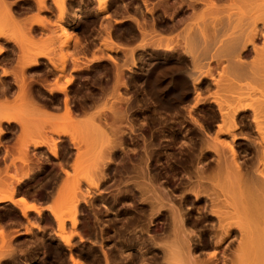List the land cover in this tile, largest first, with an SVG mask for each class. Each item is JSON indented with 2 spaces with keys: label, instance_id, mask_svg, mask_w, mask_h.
Returning <instances> with one entry per match:
<instances>
[{
  "label": "bare ground",
  "instance_id": "obj_1",
  "mask_svg": "<svg viewBox=\"0 0 264 264\" xmlns=\"http://www.w3.org/2000/svg\"><path fill=\"white\" fill-rule=\"evenodd\" d=\"M7 1H9V0H0V39H2L3 41V43H0V44H3L4 45V43H6V42H12L13 44H14V46L15 47H13V44H12V49L13 48H16V47H18V49H17V52H18V50H19V48L21 47V45H22V49H20L19 50V52H20V54H18L17 52V55L18 56H16L15 54V57H14V61H15V64H14V62H12L13 64H11L10 62V64H11V66L12 65H14L13 67H15V69H17L15 72H17L18 70H20V73H22V72H24V71H26L27 73H28V71L27 70H24V71H22L23 70V67H25V66H29V69H31L32 67H35V66H38L39 67V64H41V62L42 63H44V61H45V63H44V65L42 66V67H44V66H46V62L47 63H49L50 65L49 66H51L50 68H56L57 70H59V72L57 71V75L59 76H56L55 74V76L54 75H52V74H50L49 72H51V70L50 71H47V72H45V75L46 74H50L51 76L50 77H52L51 79H52V83L51 82H49L48 84H54V86H55V83L56 82H58V81H61L62 83H63V81H65V84L63 83V85L60 83V82H58V83H56V86H55V88L53 87V86H51V88H49V86H48V88H49V90H59L60 92L62 91V93H64V97H63V101H62V103H64V106H63V108H61L60 110H62L63 109V111L65 110V112H63V111H60V113H59V109L58 108H56L55 109V112L54 113H56L55 114V116L53 115V112L51 113V107H52V105L54 104V102H53V104H51V106H50V113L49 112H47V110H45V109H47V108H45L46 106H45V104L43 105L42 103H40V102H36V101H40V100H42V99H40V98H42V97H46V95L44 96V94H43V96L42 97H39L40 95H42L41 93H40V91L38 92V94H37V96L39 97H37V96H34V94H32V92H34V91H36V90H34L35 88H37V85L38 84H40L41 85V81H39V83L37 82V79H36V82L38 83V84H36V87L34 88V86H35V84H34V86H31L32 88H34L33 90H32V88L31 89H29L30 87V84L32 83V82H30V81H28V80H30L31 78L29 77H27V75H23V73L21 74V75H23V76H21L20 74H19V76L18 75H16L17 73H15L14 71H12L11 70V67H9V68H6L5 67V70H3L1 73H0V75L1 74H6V73H9L10 72V70H11V72L13 73V76H12V78H14L13 79V81H14V83L13 84H15V86L13 87L12 85V83L10 84L11 86H12V93L14 92V95H12V96H10V94L11 93H9V98L10 97H12V98H10V99H8L7 100V102H4V100L2 99V100H0L1 101V105H0V120H2V121H5V122H11L12 121V125L14 124L13 122H15L17 125L19 124V127H20V132L17 134V136H18V138L21 136V138H17L16 136V138L20 141V139L21 140H23V139H25V140H27L28 142L30 141V139H31V144H33V145H31L30 144V142L28 143L27 141H21V142H19V141H17L16 139H14V138H12L13 140H15V142H14V145L13 144H11V146H16V147H14L13 149H15L16 150V159H18L19 160V158H21V159H25V162L28 160L29 162H30V160H29V158H31V160L34 158V157H36V158H34L36 161H39V158L37 159V157H38V154L37 155H34L33 157H32V155H30V154H35V151L34 150H31V148L32 149H36V148H38V147H40L41 146V144H42V141H44V139L43 138H46V135L47 134H44L45 135V137L43 136V138H41V139H43V140H37L36 138V135H38L39 134V132H41L42 131V129H47V126L48 125H50V124H52V123H55V122H53L54 120L56 121L58 118V120H61V118L63 119V118H70V117H72V116H74V117H76L75 119H77V116H75L76 114H78V113H76L75 114V112L76 111H78V112H82V115L83 116H85L87 113H91V111H90V109H91V104H88V105H90L89 107V112H85L84 111V107L82 106V107H80L81 105H80V103H78L79 101H78V99H77V103L80 105V106H78V104L77 103H75V104H77L76 105V107H80L79 108V110L78 109H76L75 110V112H74V107H72V109H69V106H68V104H70L69 102L70 101H68V103L66 102V100H70V99H67L68 98V95H66L67 93L66 92H63L64 90H65V88L63 87V86H65L66 85V83H68L69 81H71V80H67V79H71L72 78V76L70 75V73H71V68H73V69H79V71H80V67H75L74 68V66L72 65V64H74L75 63V60H73V61H71L72 59H70L69 57H73V55L76 53V52H78L76 49H80V47H82V42L79 44V46H78V44L76 45V41L75 40H77L78 42H79V39H76V38H78V37H76V36H71L72 34L74 35L75 33H73V32H71V34H69L70 32H68V31H71V29L70 30H68V28H70V26L75 22H73L72 23V21L74 20H72V21H67L66 20V18H64V16L66 15L67 17L69 16V15H67V14H63L64 16H62V13L65 11L64 10V5L66 6V4H68V5H70V7L71 6H73V4H75V3H78V2H82L81 0H52L53 1V4H54V6L55 7H57V10H59L58 12H59V14H57V15H59V18H57V20H58V22H56V25H57V27L55 26V27H50V25L52 24V23H54L53 21H52V23H50L51 21L48 19V17H47V14H46V16H44V14L43 13H46V11H49V10H47L45 7H44V5H47L46 3L48 2V0H47V2L45 1V4H43L44 3V1L43 0H18V2H22L20 5H22V6H24V8L27 10H29V9H32V8H34L36 11H39V13L41 12L40 10H46V11H43V13L41 14V17H42V15H43V17H42V20L44 19V17H46L43 21L41 20V19H38V18H41V17H39L38 15H36L35 13V15L38 17H36L35 15H33V16H35V18L33 19V16H31L30 17V15H28L27 14V18H25L26 16L24 15H22V11H20V13H19V11H16L17 10V8L16 9H14L13 7V5H16L18 2H16V1H13L14 3L16 2V4H10L9 5V2L10 3H12V0H10L9 2H7ZM89 1V0H88ZM92 1V0H91ZM96 1V0H95ZM95 1H93L92 3L94 4V5H96L97 4V1H98V5L96 6L98 9L96 10V11H99V13L100 12H103V11H105L107 8H106V6L109 8L110 6L108 5V3L107 2H109V3H111L109 0H97L96 2ZM99 1H101V2H99ZM113 2H114V0H112ZM117 1V0H116ZM115 1V2H116ZM119 1L120 0H118V2H116V3H118L119 4ZM122 1V0H121ZM137 1V0H136ZM141 1H143L144 3H147V1H150V0H147L146 2H145V0H141ZM153 1V0H152ZM200 2H202V4L200 5V8H199V10H197V11H200L201 10V6H202V10H201V13H200V16H199V14L198 15H196L195 14V16H197V17H195V19H196V21H197V24H195V25H192V21H193V19H191L192 21H189V20H187L190 16H191V14H192V11L193 10H191L190 8V10H191V12H190V14L189 15H187L188 14V12H187V16H186V18L187 19H184V20H181V21H176L177 23H179V22H182V21H185V20H187V21H189V22H184V23H190V22H192V23H190V24H184L185 26H186V28H184V34L183 33H181V34H183L182 35V39H184L183 40V42H184V55H185V60H184V58H183V60L184 61H186L185 63H187V65H185L186 66V68L183 70V72H181V74L183 75L184 74V80H183V76L181 77V80H183L184 81V87L182 88V95L183 96H186L187 94H189L190 95V92L193 94L192 95V97H189L188 96V102L189 103H185L186 104V107H185V105L182 107V109L185 107V109L188 111V113L186 114L187 116H190L191 115V112L193 111V110H197V108L202 104H204V102L206 101V96H207V98L209 99L208 100V104L209 105H214L215 106V110H214V108H211V109H209V108H207L206 109V113L208 114V117H207V123H204V127H202L201 126V124L199 123H196L195 122V120L193 121V117H192V119H191V116H190V119H191V123L192 122H195V125L197 126V128H199L198 130H200L201 131V133H200V131H199V133L200 134H197V138H195V136H194V138H195V143L194 142H192V143H194V144H192L193 145V147L192 146H190V147H192V150H191V153L189 154L188 153V156H185V157H189L188 159L186 158V160L184 159V161H186L185 163H190L189 165H191L192 163H194L193 165L195 166V167H193L192 165V167H189V165H187V167H189L190 169H192V170H190L189 168H186V170L183 168L184 166V163H182L181 165V170L182 169H184V171L186 172V171H188L187 169H189V171H191L190 173L189 172H187L185 175H184V173H183V175L184 176H187L188 175V177H187V179L185 180H183V178H184V176L182 177V175H180L181 176V180H179L180 179V176L178 175L177 177H179V179H178V181L180 182V183H178L179 185H181V187H182V189L181 190H183V189H185L184 191H182V193L180 192V190L178 189L180 186H178V190H179V194H177V195H179L178 196V198L179 199H177L176 197V199L175 200H179L178 201V203L175 201L174 202V197H170L169 195H171V194H169L168 195V192H167V186H165V188H164V190L162 189L164 186V184H165V182L166 181H164L163 182V180L162 179H158L159 178V175H157L156 173V175L154 174V177L155 176H158V178L156 177L155 178V182H154V180L153 179H151L149 182L146 180V177L148 176L149 177V175H148V170H149V167H146L147 165H148V162H147V164H145V161H147V159H150V158H145L146 160H144V156L145 157H147L146 156V154H147V151L146 150H148V149H150L149 147H147L145 144H143L144 145V147H143V145L141 144V146L139 147V148H141L142 149V151H144V149H145V151L144 152H146V153H144V152H142V153H144V156H140L141 154V152L140 153H138V157L137 158H135V156H134V158L135 159H137L136 161H138L137 162V165H138V163H139V167H137L136 166V168H138V172H137V169L134 167V165H136V164H132L131 163V165H127L126 163L128 162L129 163V159H131V158H129V159H127V162L125 163V165L123 166V164H122V168H124V170L126 169L127 170V172H129V171H131V170H134L135 171V169H136V173L138 174V176L136 175V173H135V177H138L137 179L135 178V180H138L139 179V181H137L136 183L138 184V186H137V184L136 183H134L136 186H135V188L139 191H137V190H135V191H137L136 193H139V197L141 198V197H143L144 195V193L146 194V193H148L149 192V194H150V198L148 197V195L145 197H143L142 199H144V198H147L148 197V200L150 201H148L147 199L145 200L146 202H147V206H149L150 208V210L148 209V213H150L151 214V212H152V214L154 215V218L157 220V221H159V220H161L162 218H161V216H163V220H162V222H163V224H165L164 226H166V231H167V229H168V231H167V233H165L166 235V239H165V237H163V236H161L160 234V236H156V237H161L160 238V240L162 241V243L161 244H163V245H165L166 243V240L170 237V241H168L167 240V242H168V246H164V249L165 248H167L166 250H165V252H163L162 254L164 255V257H162L161 255H159L158 254V252H157V254L159 255V256H161L162 257V260H163V258L167 261V263L168 264H188V262L186 263V261H187V259H190V258H192L193 257V261H194V256H193V252H192V250L193 249H191L192 247H190V241H191V239L194 237L193 235V237L190 239L189 237H190V234L191 233H189V234H187V225H186V221H187V218H189V211H187L186 209H184V203H186L188 200L190 201L189 203H190V205H192L194 208H196V210H197V214H201V217H203L202 219H205V220H207V221H209V225L212 227V229H211V233H210V235H209V239H211V240H209L210 242H211V244L209 243V245H211V248H212V250H211V252H210V255H208L209 257V262L211 263V261H212V259H213V257H217V255H222L223 253H224V248H223V244L227 241V240H229L231 237H234L235 238V240H236V248H235V251H234V253L233 254H235L234 256V260H236V258H237V260H238V264H264V0H199ZM8 4H7V3ZM25 2H27L28 3V5H27V3H25ZM86 2V1H85ZM84 2V3H85ZM112 2V3H113ZM115 2H114V4H115ZM123 2H124V0H123ZM157 2V1H156ZM165 2V1H164ZM193 1H191V2H187V5H188V7H189V4L191 5V3H192ZM200 2H196L195 1V4L196 3H200ZM6 3V4H5ZM66 3V4H65ZM83 2L82 3H80V4H84ZM90 3V2H89ZM88 3V4H89ZM96 3V4H95ZM137 3H139V2H137ZM159 3V2H158ZM19 4V3H18ZM17 4V5H18ZM26 5V7H25V5ZM79 4V5H80ZM86 4V3H85ZM91 4V3H90ZM113 4V5H114ZM171 4V3H170ZM194 4V5H195ZM87 5V4H86ZM115 5H117V4H115ZM141 5V4H140ZM198 5V4H197ZM198 5V6H199ZM75 6H77V5H75ZM74 6V10L75 11H77L79 8H76ZM82 6V5H81ZM81 6H79V7H81ZM139 6V5H138ZM148 6V4H144V8L147 10V11H149L146 7ZM193 6V5H192ZM48 7H49V5H48ZM69 6H67V8H68ZM78 7V6H77ZM85 7V6H84ZM87 7V6H86ZM89 7H92L91 5L89 6ZM89 7H87V9L89 8ZM117 7H118V5H117ZM168 7V6H167ZM23 8V7H22ZM21 8V10H23L24 11V9H22ZM49 8H51L52 9V6L51 7H49ZM54 8V7H53ZM66 7H65V9H67ZM94 8V7H93ZM139 8H141L140 6H139ZM138 8V9H139ZM194 8L196 9V6H194ZM18 9H20V7L18 8ZM87 9H86V11H87ZM91 8H89V10H90ZM119 9V8H118ZM175 9V8H174ZM173 9V10H174ZM178 9V8H177ZM27 10V11H28ZM69 10V11H68ZM68 12H69V14H70V10H71V8L69 9L68 8ZM72 10H73V8H72ZM80 10H81V8H80ZM83 10V9H82ZM84 10H85V8H84ZM110 11H111V9H109ZM120 10V9H119ZM140 10V9H139ZM138 10V11H139ZM142 10H143V8H142ZM145 10V11H146ZM150 10H152V9H150ZM164 10V9H163ZM30 11V13H32L31 12V10H29ZM52 11V10H51ZM75 11H73L72 13H74ZM79 11V10H78ZM92 11V10H91ZM94 9H93V12H92V15H93V13H94ZM112 11H116L117 13L119 12L118 10H116V9H114V7H113V9H112ZM112 11L110 12V14L108 13V11L106 12V14H104V12H103V14L104 15H111L112 14ZM141 11V10H140ZM189 11V10H188ZM22 12V13H21ZM26 12V11H25ZM24 12V13H25ZM52 12H54V11H52ZM57 12V11H56ZM124 12H126V8L124 7V11H123V13ZM136 12V11H135ZM142 12V11H141ZM194 12H196V11H194ZM193 12V13H194ZM16 13H18L20 16H21V18H20V20H19V17H18V14H17V16H16ZM66 13V12H65ZM84 13V12H83ZM91 13V12H90ZM96 13V12H95ZM98 13V14H99ZM139 13V12H138ZM149 13V12H148ZM170 13V12H169ZM26 14V13H25ZM33 14V13H32ZM31 14V15H32ZM48 16L50 17V13L48 12ZM85 14V13H84ZM87 14V16H88V12L86 13ZM85 14V15H86ZM114 14H116L115 12H114ZM119 14H121V12L119 13ZM119 14H117L118 16H120L121 18L123 17L124 18V16H122V15H119ZM129 14V11L127 12V16H129L128 15ZM135 14V13H134ZM141 14V13H140ZM150 14V13H149ZM155 14V13H154ZM95 15V14H94ZM102 15V14H101ZM101 15H99V16H101ZM124 15V14H123ZM151 15V14H150ZM72 16H73V14H72ZM71 16V17H72ZM90 16V15H89ZM99 16H97V17H99ZM103 16V15H102ZM100 17L101 19H99V21L100 20H102L103 19V17ZM112 16V15H111ZM116 16V15H115ZM117 16V17H118ZM136 16V15H135ZM146 16V15H145ZM16 17H17V19H16ZM83 17H84V15H83ZM86 17V16H85ZM90 17H92V16H90ZM105 17V16H104ZM113 17V16H112ZM111 17V18H112ZM129 17H131V15L129 16ZM132 17H134V15H132ZM166 17V16H165ZM192 17V16H191ZM31 18V19H30ZM62 18H64V19H62ZM69 19H70V17H68ZM75 18H78V20H80L79 19V17H75ZM81 18V17H80ZM107 18V17H106ZM135 18V17H134ZM134 18H133V20H134ZM143 18V17H142ZM145 18H147V16L145 17ZM182 18V17H181ZM180 18V19H181ZM198 18V19H197ZM23 19H25L26 20V22L23 20ZM30 19V21H32V22H30V21H28ZM54 19H56V18H53V20ZM84 19H87V18H84ZM94 19H96V18H94ZM136 19H137V17H136ZM50 22H49V21ZM56 20V21H57ZM88 20V19H87ZM90 20V19H89ZM116 20V19H115ZM118 20V19H117ZM146 19H144V21H145ZM148 20V19H147ZM179 20V19H178ZM23 21V22H22ZM44 21H45V23H46V25H45V23H44ZM81 21H84V20H81ZM80 21V22H81ZM93 21V20H92ZM97 19L95 20V22L94 23H96L97 24ZM120 21V20H119ZM136 21V20H135ZM161 21V20H160ZM195 21V20H194ZM28 22V23H27ZM79 22V23H80ZM93 22H91V21H87L86 23H87V25H88V23H93ZM103 22V21H102ZM102 22H100L99 24H101ZM139 22V21H138ZM137 22V24H139ZM23 23H26V24H23ZM31 23H34V24H31ZM47 23H49L48 25H47ZM75 23H77V22H75ZM93 23V24H94ZM104 23V22H103ZM145 23V22H144ZM143 23V25L142 24H139V25H141V26H144L145 27V24L147 25L148 23L146 22L145 24ZM172 24H173V22H171ZM195 23V22H194ZM92 24V25H93ZM98 24V25H99ZM136 24V25H137ZM76 25V24H75ZM91 25V24H90ZM106 25V24H105ZM108 25V24H107ZM107 25H106V28H108L107 27ZM151 25H153V24H151ZM167 25H170L171 26V24H167ZM181 25V24H180ZM179 25V26H180ZM93 26H95V25H93ZM93 26H91V27H93ZM97 26V25H96ZM100 26H102V25H100ZM100 26H99V29H100V32L101 31H103L104 30V27H103V30H101L102 28H100ZM138 26V25H137ZM136 26V27H137ZM175 26V25H174ZM174 26H172V27H174ZM178 25H177V27L178 28H180ZM195 26V27H194ZM3 27V28H2ZM4 27H7V29L8 30H11V32L9 33L8 32V30H3V29H5ZM73 27V26H72ZM88 27V26H87ZM90 27V28H91ZM146 27H148V26H146ZM145 27V28H146ZM154 27V26H153ZM175 28L174 27V29H178V28ZM89 28V29H90ZM98 28V27H97ZM106 28H105V30H104V32L106 31ZM134 28V27H133ZM138 28V31H139V29H140V27H137ZM136 28V29H137ZM145 28H143V27H141V30L142 29H145ZM160 28V27H159ZM164 28H165V26H164ZM82 29V28H81ZM88 29V28H87ZM147 29H149L150 30V26H149V28H147ZM151 29L153 30L154 28H152V26H151ZM166 29V28H165ZM164 29V30H165ZM173 29V28H172ZM171 29V30H172ZM20 30H22V31H20ZM37 30V32L35 33V31ZM108 30V29H107ZM139 31L140 33L142 32V34L140 35V34H138L139 35V37L141 38L140 40H142V39H144L143 37H145L146 36V32L148 31L149 33H150V31L152 32V33H154V30L152 31V30H144V31H146V32H144L143 30L142 31ZM179 30V29H178ZM19 31V32H18ZM84 31V30H83ZM82 30H81V32H83ZM135 31V33H136V31L137 30H134ZM170 31V30H169ZM172 31H174V30H172ZM172 31H170V32H172ZM76 32V31H75ZM85 32V31H84ZM127 32V31H126ZM138 32V33H139ZM148 32H147V34H148ZM176 32V31H175ZM15 33V34H14ZM18 33H20L19 35H17L16 36V34H18ZM130 33V32H129ZM131 33H132V31H131ZM134 33V32H133ZM144 33H145V36H144ZM165 33V32H164ZM35 34V35H34ZM107 35H108V33H106ZM121 34V33H120ZM157 34V33H156ZM180 34V33H179ZM15 35V36H14ZM137 34H136V36L135 37H137L138 36ZM36 36V37H35ZM124 36V35H123ZM126 36V35H125ZM130 36V35H129ZM142 36V37H141ZM166 36H168V35H166ZM171 36V35H170ZM173 36V35H172ZM19 37V38H18ZM33 37H35L34 39H33ZM38 37V38H37ZM58 37H61V38H63V39H59ZM75 38V40L73 39V44H75L76 46H78V47H75V46H73V44H72V46H73V49H72V52L74 53V51H75V53L74 54H72L71 56H69V53H67V52H69V49H68V47H67V45L69 44V40L71 39V38ZM86 37V36H85ZM100 37V36H99ZM104 37H105V35H104ZM106 37H108V39H110V37H109V35L108 36H106ZM135 37H130V38H132V39H134ZM139 37H137V39L139 38ZM151 37V36H150ZM156 37V36H155ZM169 37V36H168ZM37 38V39H36ZM58 38V39H57ZM147 38H149V37H147ZM153 38V37H152ZM175 38V37H174ZM136 39V38H135ZM168 39V38H167ZM57 40H59V42L57 41ZM72 40V39H71ZM86 40V39H85ZM139 40V39H138ZM140 40H139V42H140ZM171 40V39H170ZM174 40V39H173ZM56 41H57V43H58V45H57V47H59V48H62V49H59L60 50V52H59V50L58 51H56L55 49H57V47L56 48H54V49H52V47L54 46L53 44H55L56 45ZM60 41H61V43H60ZM69 41V42H68ZM100 41V40H99ZM104 41V40H103ZM146 41V40H145ZM144 41V43L146 44V42ZM150 41V40H149ZM153 41V39L151 40V42ZM176 41V40H175ZM15 42V43H14ZM67 42H68V44H67ZM142 42V41H141ZM140 42V43H141ZM169 42V41H168ZM174 42V41H173ZM178 42V41H177ZM27 44V45H34L35 46V49H32V50H35V52L33 51H31V49H30V51L28 50V47L27 46H25V47H23L24 46V44ZM101 43V42H100ZM153 43V42H152ZM7 44V43H6ZM11 44V43H10ZM10 44H9V46L8 45H2L3 47H11L10 46ZM18 44V45H17ZM35 44H42L43 46L44 45H46V47L50 50V49H52L53 50V52L55 51V52H57L56 53V55H58V53L59 54H62V50H63V47H64V50L66 51V53L68 54H66L65 53V51L63 52L64 54H66L67 56H69L68 58L66 57V56H64V54H62V56L61 55H59V56H54V55H52V56H50L51 54H55V53H53L52 52V50H50V51H47L48 49L46 48V47H43L42 45V47H40V48H38V46L37 45H35ZM60 44V45H59ZM67 44V45H66ZM85 44H87V43H85ZM84 44V45H85ZM102 44H104V43H102ZM149 44H151L150 42H149ZM172 44V43H171ZM174 44H175V42H174ZM17 45V46H16ZM49 45H52V47L51 46H49ZM63 47H62V46ZM81 45V46H80ZM1 46V47H2ZM67 47V49H68V51H67V49H66V47ZM86 46V45H85ZM104 46V45H103ZM106 46V45H105ZM141 46V45H140ZM151 46V45H150ZM166 46H167V44H166ZM174 46H176V45H174ZM0 47V50H2V48ZM75 47V48H74ZM88 47H89V43H88ZM87 47V48H88ZM107 47V46H106ZM139 47V46H138ZM144 47V46H143ZM142 47V48H143ZM156 47V46H155ZM160 47H162V45L160 46ZM37 48V49H36ZM42 48H44V49H47V50H43ZM70 48H72V47H70ZM83 48V47H82ZM90 48H92V46H90L89 47V49ZM117 48V47H116ZM152 48V47H151ZM167 48V47H166ZM172 48V47H171ZM4 49V48H3ZM8 49V48H7ZM10 50H11V48H9ZM16 49H14L15 51H16ZM86 49V48H85ZM98 49H100V48H98ZM137 49V48H136ZM6 50V49H5ZM10 50H6L7 52L8 51H10ZM23 50V51H22ZM81 50V49H80ZM79 50V51H80ZM87 51H88V49H86ZM86 50H81L82 52H80V53H83V52H85ZM90 50H92V49H90ZM89 50V51H90ZM108 50V49H107ZM129 50V49H128ZM128 50H122V52L124 53V52H127ZM26 51V52H25ZM43 51V52H42ZM47 51V52H46ZM86 51V52H87ZM97 51H99V50H97ZM2 52V51H1ZM3 52H4V50H3ZM11 52V51H10ZM13 52V51H12ZM45 52V53H44ZM70 52H71V49H70ZM95 52V51H94ZM101 52V51H100ZM121 52V51H120ZM128 52H131V53H129V54H132L133 53V50H129ZM171 52V51H170ZM6 53V52H5ZM90 52H88V54H89ZM98 53V52H97ZM180 53V52H179ZM31 54V55H30ZM71 54V53H70ZM86 54V53H85ZM91 56L90 57H87V59L88 58H90V61L91 60H93L94 61V59L95 60H98V57L99 58H104V57H100V56H98L97 58H95L97 55H95L96 53H93L92 51H91ZM89 54V55H90ZM99 54V53H98ZM7 55V57H8V54L6 53L5 54V56ZM19 55H20V57H19ZM22 55V56H21ZM76 55V54H75ZM92 55H94V56H92ZM99 55H101V54H99ZM180 55V54H179ZM4 56V55H3ZM4 56V57H5ZM39 56H41L39 59L37 58V57H39ZM44 56V57H43ZM86 56V55H85ZM84 56V57H85ZM102 56V55H101ZM128 56V55H127ZM130 56V55H129ZM138 56V55H137ZM177 56V55H176ZM3 57V58H4ZM10 57H12V55L10 56ZM19 57V58H18ZM54 57H56L55 59H53ZM64 57H66L67 58V61L70 59V62H68V63H70V70H67V71H70V72H67L68 73V75H70L71 77H69V78H66L67 77V75L66 74H64L63 72L65 71V68H68L67 67V65H69L68 63H67V61L65 62L63 59H64ZM109 57V56H108ZM180 57V56H179ZM1 58V57H0ZM6 58V57H5ZM61 58V59H60ZM66 58H65V60H66ZM74 58V57H73ZM76 58V57H75ZM93 58V59H92ZM127 58V57H126ZM182 58V57H181ZM10 59V58H9ZM56 59L59 61H56ZM111 59V58H110ZM125 59V58H124ZM129 59V58H128ZM127 59V60H128ZM131 59V58H130ZM138 59V58H137ZM136 59V60H137ZM6 60V59H5ZM53 60V61H52ZM55 60V61H54ZM63 62H62V61ZM76 60L78 61V59L76 58ZM101 60H103V59H101ZM133 60V59H132ZM180 60H182V59H180ZM10 61H11V59H10ZM12 61H13V59H12ZM81 61V60H80ZM93 61H91V64H92V62ZM100 61V60H99ZM98 61V62H99ZM57 63V65H55L56 63ZM61 62V64L62 63H67V64H65L66 65V67H65V65L63 66V64L61 65V64H59ZM72 62V63H71ZM97 61H95V63H94V65H96L97 63H96ZM103 62V61H102ZM122 62V61H121ZM0 63H2L1 61H0ZM77 63V62H76ZM82 63H89V61H85V62H82ZM81 63V64H82ZM110 64H111V62H109ZM127 63V62H126ZM183 63V62H182ZM3 65H4V63H2ZM2 64H0V66L2 65ZM6 64V63H5ZM58 64H59V66H58ZM78 64H80L79 63V61H78ZM90 64V63H89ZM90 64V65H91ZM101 64H103V63H101ZM2 65V66H3ZM32 65H34V66H32ZM75 66L77 65V64H74ZM99 65H100V63H99ZM112 65V64H111ZM115 65L117 66L118 65V63L116 64L115 63ZM121 65V64H120ZM31 66V67H30ZM62 66L63 67H65L64 69H63V72L62 71H60V69L62 68ZM81 66V65H80ZM84 65H82V67H83ZM85 66H87L88 67V65H85ZM115 66V67H116ZM119 66V65H118ZM117 66V67H118ZM159 66V65H158ZM163 66V65H162ZM162 66H159V67H162ZM81 67V68H82ZM89 67H91V66H89ZM97 67V66H96ZM96 67H95V73L99 76L100 75V73H102L103 71H99V69H96ZM99 67V66H98ZM111 67V66H110ZM116 67V68H117ZM165 67V66H164ZM27 68V67H26ZM37 68V67H36ZM40 68V67H39ZM45 68V67H44ZM49 67H46V70L48 69H50ZM52 68V69H53ZM60 68V69H59ZM85 68L86 67H84V70H85ZM100 68V67H99ZM155 68V67H154ZM156 68H158V67H156ZM155 68V69H156ZM12 69H14V68H12ZM25 69V68H24ZM33 69H35V68H33ZM43 69V68H42ZM53 69V71H55ZM87 69H89V68H87ZM94 69V68H93ZM93 69H89V70H93ZM114 69V68H113ZM153 69V68H152ZM159 69L160 68H158V69H156V70H158V72H159ZM0 70H2V69H0ZM38 70H40L41 71V69H38ZM45 70V69H44ZM43 70V71H44ZM62 70V69H61ZM83 70V69H82ZM83 70V71H84ZM89 70H87L88 71V73L87 74H89V73H91V74H89V75H92L93 77L96 75V74H92V73H94L93 71L92 72H89ZM102 70V69H101ZM154 70V69H153ZM161 70V69H160ZM6 71H9V72H6ZM37 71V70H36ZM40 71H39V73H40ZM55 71V72H56ZM6 72V73H5ZM26 72H24V73H26ZM61 72V73H60ZM73 72V71H72ZM82 72V71H81ZM114 72V71H113ZM116 72V71H115ZM114 72V73H115ZM121 72V71H120ZM120 72H118V76H119V74H120ZM30 73V72H29ZM28 73V74H29ZM31 73H33V72H31ZM30 73V74H31ZM38 72H37V75L39 74ZM42 73V72H41ZM52 73V72H51ZM64 74V77L65 78H63V74H62V77H61V75L60 74ZM79 74H80V72H78ZM78 73H77V75H78ZM83 73V72H82ZM84 73H85V71H84ZM113 73V74H114ZM117 73V72H116ZM149 73H151V71L149 72ZM154 73V72H153ZM15 74V75H14ZM29 74V75H30ZM33 74H35V73H33ZM43 74V73H42ZM72 74V73H71ZM74 74V73H73ZM86 74V73H85ZM155 74V73H154ZM162 74V73H161ZM7 75V74H6ZM8 75H10V77L8 76ZM7 76L9 77V79H12L11 78V74L9 73ZM32 75V74H31ZM30 75V76H31ZM66 75V76H65ZM76 75V76H77ZM88 75V76H89ZM96 75V76H97ZM102 75H103V73H102ZM116 75V76H117ZM156 75V74H155ZM154 75V76H155ZM6 76V77H7ZM33 76V75H32ZM40 76V75H39ZM37 77L38 78V80H43L44 81V79H42V78H44V77H46V76H40V77ZM74 76V75H73ZM75 76V77H76ZM82 76V75H81ZM84 76V75H83ZM86 76V75H85ZM84 76V77H85ZM101 76V75H100ZM99 76V77H100ZM104 76V75H103ZM148 76V75H147ZM150 76H151V74H150ZM2 77V76H1ZM5 77V76H4ZM5 77V78H6ZM7 77V78H8ZM23 77V78H22ZM60 78L59 80H56V82L53 80V78ZM93 77H91L90 76V78H91V81H92V79H93ZM113 77V76H112ZM120 78H123V76L122 75H120L119 76ZM119 77H115L116 79H115V81H114V83L115 84H119V85H121V83L122 84H125L124 82L125 81H121V79L119 80ZM28 78V79H27ZM35 78V77H34ZM61 78H63L62 80H61ZM77 78H79V75H78V77H76V79ZM86 78V77H85ZM89 77H87L86 79H88ZM89 78V79H90ZM97 78L98 77H96V82L100 79V78H98V80H97ZM101 78H103V77H101ZM114 78V77H113ZM153 78V77H152ZM151 78V79H152ZM1 79V78H0ZM9 79H7V80H9ZM74 79V78H73ZM82 79H83V77H82ZM2 80V79H1ZM1 80H0V82H1ZM6 80V79H5ZM6 80V81H7ZM24 80H26V81H28L29 83H27L26 81H24ZM32 80V79H31ZM45 80H47V79H45ZM103 80V79H102ZM107 80V79H106ZM123 80V79H122ZM148 80V79H147ZM153 80V79H152ZM152 80H150V78H149V82L152 84V85H155L156 86V84L154 83L153 84V81ZM6 81H5V84H6ZM32 81H35V79H33ZM50 81V80H49ZM68 81V82H67ZM74 82H75V80H73ZM77 81V80H76ZM81 80L79 79V82H80ZM83 82H85L86 80L85 79H83L82 80ZM82 81H81V83H80V85L82 84ZM91 81H90V84L91 85H93L94 84V80L92 81L93 83H91ZM120 81V82H119ZM3 82V84H4V81H2ZM1 82V83H2ZM10 82V81H9ZM48 82V81H47ZM46 81H44L43 82V84H44V86H46V85H48V84H45V83H47ZM55 82V83H54ZM73 82V83H74ZM78 82V81H77ZM78 82V83H79ZM88 82V80L85 82V84ZM99 82L102 84L103 83V81L101 82L100 80H99ZM113 82V81H112ZM180 82V81H179ZM1 83H0V88H1ZM25 83H27V84H25ZM34 83V82H33ZM32 83V84H33ZM71 83V82H70ZM69 83V84H70ZM78 83H74L76 86H77V90L79 89V91H80V89L81 88H78V86L79 85H77ZM89 83V82H88ZM149 83V84H150ZM173 82H171V84H172ZM7 84H8V81H7ZM6 84V85H7ZM29 84V85H28ZM50 84V85H51ZM96 84V83H95ZM115 84L113 85V86H115ZM146 84H147V81H146ZM170 84V85H171ZM6 85H5V87H6ZM39 85V86H40ZM61 85V86H60ZM74 85V86H75ZM82 85H84V83L82 84ZM81 85V86H82ZM97 85H98V87H99V83H97ZM97 85H96V87H97ZM105 85V84H104ZM104 85H102V89H100V90H103L102 92H103V94H104V92H106V91H104V90H106V88L108 87V86H106L105 85V87H104ZM148 85V84H147ZM152 85H150V88L148 87L147 88V90H149L148 92H150V90H151V87H152ZM8 86V85H7ZM10 86V87H11ZM27 86H28V88H27ZM71 86V85H70ZM70 86H68L67 88H68V90H69V87ZM73 86V87H74ZM87 86V87H86ZM85 86V88H88L89 87V85L87 84ZM172 86V85H171ZM5 87H2L4 90H5ZM41 87V86H40ZM39 87V88H40ZM47 87V86H46ZM82 87H84V86H82ZM96 87H93V88H96ZM101 87V86H100ZM99 87V88H100ZM111 87H112V85H111ZM110 87V88H111ZM116 88H117V90H118V85L117 86H115ZM122 87V86H121ZM170 87V86H169ZM180 87V86H179ZM178 86H176V88L178 89L179 88ZM8 88V87H7ZM44 88V87H43ZM76 88V87H75ZM85 88H83V89H81V90H84ZM90 88V87H89ZM92 88V87H91ZM116 88H111V89H113L114 90V92H115V94H116V92H117V90L115 91V89ZM154 88H157V86L156 87H154ZM154 88L152 89V90H154ZM175 88V87H174ZM175 88V89H176ZM9 89V88H8ZM8 89H6L5 90V94H6V91L8 90ZM44 89H46V88H44ZM71 89V91L73 90L72 88H70ZM97 89V88H96ZM108 89V88H107ZM158 89V88H157ZM157 89H156V91H157ZM172 89V88H171ZM175 89H174V91H175ZM1 90V89H0ZM3 90V91H4ZM39 90H41V89H39ZM56 90V91H57ZM67 90V89H66ZM76 90V91H77ZM86 90V89H85ZM84 90V91H85ZM89 90V89H88ZM91 90V89H90ZM97 90H99V89H97ZM113 90H112V92H113ZM146 90V91H147ZM160 90H162V89H160ZM170 90V89H169ZM37 91H38V88H37ZM45 91V90H44ZM84 91H83V93L80 91V93H82V95H84L85 93H84ZM92 92L94 91V90H91ZM111 91V90H110ZM155 91V96L157 95L156 92ZM177 91H179V90H177ZM180 91H181V88H180ZM46 92H47V90H46ZM49 92H51V91H49ZM59 92V93H60ZM70 92V91H69ZM75 92V91H74ZM74 92H72V93H70L71 95H73V93ZM91 92V95L93 94V95H95L94 93H92ZM107 92H108V90H107ZM119 92V91H118ZM147 92V93H148ZM152 92H154V91H152ZM160 92H162V91H160ZM176 92V91H175ZM204 92H206L207 93V95L206 94H204ZM4 93V92H3ZM2 93V94H3ZM8 93V92H7ZM54 93V92H53ZM52 92H51V94H53ZM90 93V92H89ZM88 93V91H87V93L86 94H89ZM97 93H98V95H99V93L100 94H102L101 93V91L100 92H98L97 91ZM96 93V94H97ZM111 92H109V94H110ZM158 93H159V89H158ZM178 93V95L177 94H174L175 96H178V100L180 99H183V96H182V98H181V96H180V98H179V93L180 92H177ZM202 93L205 95V96H203L202 95ZM28 94V95H27ZM29 94H32L33 96L32 97H36L37 98V100L35 99V98H33L32 99V97H31V95H29ZM45 94H47V93H45ZM49 94V93H48ZM61 94V93H60ZM69 94V93H68ZM115 94H113V96L115 95ZM151 94H153V93H151ZM150 94V95H151ZM153 94V95H154ZM171 94L173 95V92H171ZM0 95H1V91H0ZM4 95V94H3ZM16 95V96H15ZM25 95H27L28 96V98H25ZM71 95H69V96H71ZM75 95H77V96H75ZM78 95H79V93L78 94H74L73 96H75V97H73V98H75V99H73V100H76V98L78 97ZM81 94L79 95V99H80V96H82ZM93 95H92V97H93ZM105 96L107 95L106 93L104 94ZM117 95H118V93H117ZM117 95H115V96H117ZM122 95V94H121ZM120 95V96H121ZM126 95V94H125ZM153 95H151V96H153ZM160 95H161V93H160ZM159 95V96H160ZM5 96H7V94L6 95H4V97L3 98H8V96L7 97H5ZM47 96H50V94L49 95H47ZM60 96V95H59ZM58 96V97H59ZM86 96V95H85ZM105 96L103 97V96H98L99 98H105ZM174 96V97H175ZM191 96V95H190ZM1 97V96H0ZM53 97V96H52ZM56 97H57V95H56ZM62 96H60V98H61ZM82 97H84V96H82ZM81 97V98H82ZM87 98H88V96H86ZM90 97V96H89ZM122 97V96H121ZM119 98L118 96L117 97H115V98H117V100H120V99H124L123 97L122 98ZM127 97V96H126ZM154 97V96H153ZM14 98V99H13ZM50 98V97H49ZM60 98L58 99V101L60 100ZM65 98H66V100H65ZM98 98V99H99ZM119 98V99H118ZM1 99V98H0ZM12 99V101H10ZM40 99V100H39ZM44 99V98H43ZM46 99H48L47 97H46ZM51 99V98H50ZM56 99V98H55ZM84 100H85V98H83ZM93 100L94 99H96V101L94 102L95 104H97L98 103V101L100 100H97V95H96V97L94 96V98H92ZM113 99V98H112ZM111 99V100H112ZM126 99V98H125ZM158 99H161V98H158V95H157V99H156V101H158ZM172 100H173V96H172V98H171ZM170 99V100H171ZM52 100V99H51ZM72 100V102L74 103V101ZM87 100V99H86ZM89 100H91V99H88L87 101H89ZM171 100V101H172ZM177 99H175V101H176ZM8 101H10V102H8ZM20 101V102H19ZM33 101V102H32ZM35 101V102H34ZM43 101V100H42ZM48 101V100H47ZM56 101H57V99H56ZM55 101V102H56ZM57 101V102H58ZM61 101V100H60ZM83 101V100H82ZM86 101V102H87ZM113 101V100H112ZM128 101V100H127ZM169 101V100H168ZM167 101V102H168ZM174 101V100H173ZM172 101V102H173ZM182 101V100H181ZM180 101V102H181ZM185 101H187V98H186V100H184V102ZM18 102V103H17ZM30 102V103H29ZM50 102V101H49ZM56 102V103H57ZM71 102V103H72ZM86 102L84 103V101L82 102L84 105H86ZM92 102V101H91ZM159 102H160V100H159ZM163 101H161L160 103H162ZM165 102V101H164ZM163 102V103H164ZM172 102H169L170 104L172 103ZM178 102V101H177ZM23 103V104H22ZM25 103H27L26 105H25ZM29 103V104H28ZM34 103H36L35 105H37L36 107H35V105H34ZM61 103V102H60ZM81 103V104H82ZM102 102H99V105L101 104ZM125 103H127L126 101H125ZM182 103V102H181ZM181 103H179V104H181ZM206 103V102H205ZM19 104V105H18ZM33 104V105H32ZM75 104L73 105V106H75ZM107 104V103H106ZM114 104V103H113ZM124 104V103H123ZM155 104V103H154ZM165 104H167L166 102H165ZM173 104V103H172ZM171 104V105H172ZM24 107H23V106ZM43 105L44 106V110H43V108L41 107V106ZM55 105V104H54ZM53 105V106H54ZM88 105H87V107H88ZM92 105H94L93 103H92ZM171 105H165V106H171ZM174 105V104H173ZM178 105V104H177ZM28 106V107H27ZM32 106H34V108L32 107ZM39 106V107H38ZM55 106H57V104L55 105ZM54 106V107H55ZM59 107H61V105H58ZM57 106V107H58ZM71 106V105H70ZM97 106V105H96ZM109 106V105H108ZM112 106V105H111ZM114 106V105H113ZM205 106V105H204ZM16 107L18 108V109H23L22 111H24V112H22V113H18V112H16L15 114H16V116H15V114L13 113L15 110H17L16 109ZM26 107L28 108V109H26ZM47 107H49V106H47ZM53 107V108H54ZM86 107V106H85ZM87 107H86V109H87ZM92 107H95V105L94 106H92ZM100 107V106H99ZM110 107V106H109ZM108 107V109H110ZM118 108V110H117V108ZM116 107H113V108H115V110L116 111H119L120 112V110H121V108H119L118 106H116ZM125 107V106H124ZM154 107H156V106H154ZM172 107V106H171ZM171 107H170V109H171ZM178 108H176V106L175 107H173L174 109H179V106H177ZM37 108L40 110L41 108H42V110H41V112H36V111H33V109L35 110H37ZM97 108V107H96ZM105 107H104V105H103V109H104ZM112 108V107H111ZM131 108V107H130ZM166 108H168V107H166ZM26 109V110H25ZM32 109V110H31ZM49 109V108H48ZM58 109V111H56ZM82 109H83V111H82ZM85 109V110H86ZM94 109V108H93ZM100 109V108H99ZM149 109V108H148ZM153 110H156V109H154V108H152ZM182 109H180V112H181V110ZM199 109V108H198ZM209 109V110H208ZM14 110V111H13ZM111 110V113H108L109 114V117L112 115H114L115 114V116H113V118H115L116 117V115L118 116V115H120V116H118V118L116 117V119H119L120 120V118L123 116V112H124V110H123V112H120V113H122V115L121 114H118L116 111H114V110H112V109H110ZM109 110V111H110ZM137 110V109H136ZM152 110V111H153ZM184 110V109H183ZM182 110V111H183ZM200 110V109H199ZM208 110V111H207ZM38 111V110H37ZM44 111H46L47 113H44V114H40V115H43V116H45V117H49V118H51V119H54V117H55V119L54 120H52V122L50 121V122H47V121H49L48 120V118L47 119H45V117H43V119H45L44 121H43V119L41 120V122L40 121H38V120H40V118H38L37 117V115L39 114V113H42V112H44ZM54 111V110H53ZM71 111H73V112H71ZM87 111V110H86ZM175 111V110H174ZM174 111H171V113H173ZM179 110H177V112H178ZM73 114H71V113ZM80 112V113H81ZM83 112H85L86 114H84ZM108 112V111H107ZM126 112V111H125ZM177 112H175V115H176V113ZM179 112V113H180ZM59 114V116L60 117H58L57 119H56V117L58 116V114ZM79 113V114H80ZM104 113V112H103ZM113 113V114H112ZM178 113V114H179ZM194 113V112H193ZM64 114V115H63ZM75 114V115H74ZM94 114H96V115H94ZM97 114H100V113H96V112H94V113H92V114H89L90 116H85V117H89L88 118V120L90 121V122H88V121H86L85 120V118H83L84 119V122L86 121V123L87 124H83L82 122H83V120H82V122L80 121L81 120V118H79V122H81L82 123V125L83 126H81V124H80V126L78 125V121L77 120H73L74 118L72 117V120L74 121V122H76V123H74V122H70V123H67V121H65L66 122V124H65V122H64V124H62V123H60L61 125H66L67 127H71L72 126V124H76V125H78V129H76L75 127H71L70 129H71V132L72 131H74L75 130V132H77L76 130H78V132L80 131V132H83L85 135H86V137H84V139H83V136H84V134H83V136H82V134L81 133H76V134H73V132H72V135H75V136H77L75 139L72 137V135L69 137V135L71 134L70 133V131L67 129H64V130H61L62 131V133H60V134H64V135H66L67 133H69V135L67 136V137H69V140H70V142H72V144H73V146H67L68 148H66V145H65V148L66 149H68V150H66V151H70L69 150V148L71 147V148H77L76 150H73L74 152H75V154H73V165L75 166V168H76V166H77V168L79 167L80 168V170H82V168L83 167H85V166H83V165H81V163L82 164H88V162H86V161H84V163H83V161L82 160H87L88 161V156H90L89 158H91V156H92V153H94L93 155H95V153H101V151H100V149L102 148V145L101 144H104L106 141V143L107 144H109V143H111L110 144V146L112 147V146H115L117 143L119 144V146H121L122 144H120L119 143V138H117L118 139V141L117 142H115L114 141V139L116 138V136L114 137V134H118V127H116V125H115V127L116 128H114V130L117 132V133H115V131L112 129V127L113 126H111V125H113V123H114V121L111 119L112 118V116H111V122H112V124L111 123H108L107 124V118L105 119L103 116L102 117H100V118H104V119H102L103 121H105V122H103V124L102 123H100L101 121H99V120H101L99 117H97L98 115ZM188 114H190V115H188ZM33 115H36L35 117L33 116ZM54 117H53V116ZM57 115V116H56ZM66 115V116H65ZM69 115H71V116H69ZM126 115V114H125ZM170 115V114H169ZM181 115H184V114H180V116ZM30 116H32V118L33 119H31L30 118ZM80 116H81V114H80ZM97 117V118H99V120L98 119H96V120H98V121H96L94 118L95 117ZM99 116H101V114L99 115ZM106 116H108V115H106ZM127 116V115H126ZM171 116H172V114H171ZM170 116V117H171ZM187 116H186V118H187ZM26 119H25V118ZM30 119H29V118ZM38 118V120L37 119H34V118ZM120 117V118H119ZM124 117V116H123ZM184 117V116H183ZM17 118V119H16ZM131 118V117H130ZM182 118V117H181ZM124 119V118H123ZM189 119V120H190ZM35 120H37L38 122H36ZM47 120V121H46ZM67 120V119H66ZM95 122H94V121ZM154 121L153 122H155V119H153ZM179 120V119H178ZM183 120V119H182ZM186 120V119H185ZM197 120V119H196ZM32 123V125L35 123L36 125H33V126H29L28 124H27V122L28 123H30V122ZM32 121H34V123L32 122ZM46 121V122H45ZM108 121H109V119H108ZM174 121V120H173ZM1 122V121H0ZM22 122H23V124H22ZM58 122V121H57ZM96 122H98V123H96ZM181 122H183V121H181ZM31 123H30V125H31ZM37 123H39V124H41V123H43V125H44V127H45V125H46V127L44 128H39V129H37L36 127H38V124ZM44 123H46V124H44ZM3 124V122H1V124L0 125H2ZM6 124V123H5ZM15 124V125H16ZM59 124V123H58ZM68 124H70V125H68ZM117 124V123H116ZM127 124V123H126ZM125 124V125H126ZM168 124V123H167ZM181 124V123H180ZM87 127H86V126ZM119 125H122V127H123V123L122 124H119ZM10 126H11V124H10ZM22 126V127H21ZM25 126V127H24ZM28 126V127H27ZM54 126V125H53ZM60 126V125H59ZM58 126V127H59ZM66 126H64V127H66ZM198 126H201V127H198ZM3 127H4V125H3ZM6 127L8 128V126L6 125ZM16 127V126H15ZM14 127V128H15ZM34 127L38 130V132H37V130L36 129H34ZM39 127H42V125L40 126L39 125ZM50 128L52 127L51 125L49 126ZM55 127V126H54ZM57 127V126H56ZM77 127V126H76ZM5 128V127H4ZM24 128H26V129H24ZM73 128H75L74 130H72ZM79 128H81L82 130H80ZM84 128L87 130V132H86V130H84ZM132 128V127H131ZM176 128V127H175ZM181 128V127H180ZM196 128V129H197ZM32 129H34V130H32ZM63 129V128H62ZM130 129V128H129ZM14 130V129H13ZM33 132H32V131ZM36 130V131H35ZM180 130V129H179ZM189 130V129H188ZM4 130H3V128L2 127H0V133L1 132H3ZM18 131V130H17ZM26 131H27V133H26ZM34 131L35 132H37V133H34ZM49 131V130H48ZM51 131V130H50ZM53 131V130H52ZM57 131V130H56ZM59 131V130H58ZM61 131H59V132H61ZM64 131V132H63ZM67 131H69V132H67ZM132 131V130H131ZM168 131V130H167ZM195 131H197V130H195ZM194 130H193V133L195 132ZM9 132V131H8ZM15 133H16V131H14ZM24 132V133H23ZM31 132V135H29V133ZM44 132H46V130L44 131ZM54 132V131H53ZM59 132H57L56 134H59ZM5 133V132H4ZM26 133V134H25ZM196 133H198V132H196ZM2 134V133H1ZM11 134V133H10ZM41 134V133H40ZM80 134V135H79ZM87 134H88V137L89 138H87ZM121 134V133H120ZM130 134V133H129ZM173 134V133H172ZM13 135V134H12ZM11 135V136H12ZM16 135V134H15ZM29 135V136H28ZM95 135V136H94ZM96 135L97 136H100V137H102V136H104L103 138H100L101 140L98 142V141H96V143H99L98 145L99 146H97V144L95 143V141H94V139L95 140H97L98 138L96 137ZM170 135H171V133H170ZM10 136V137H11ZM39 136V135H38ZM41 136V137H42ZM59 136V135H58ZM81 136V137H80ZM94 136V137H93ZM121 136V135H120ZM173 136V135H172ZM171 136V137H172ZM6 138H8L7 136H5ZM12 137H14V136H12ZM27 139H26V138ZM40 137V136H39ZM47 137H48V135H47ZM93 137V138H92ZM174 137V136H173ZM5 138V139H6ZM51 138V137H50ZM49 138V140L47 139H45V141L43 142V145L45 144H50V145H48L49 146V148H48V146L46 145V149L44 148V150L43 151H47L48 150V152H49V156L51 157V158H53V157H55L56 159H57V157L58 156H60V157H63L64 155H62L63 153H64V149H62V151L59 149V146H58V148H56V144H54L55 143V141L53 142V139L54 138H52V140ZM66 138V137H65ZM79 138H82V140H84L83 142L84 143H86V147L87 148H91V150L90 151H88V149L86 150V151H88L87 152V155L85 154L86 152H85V149L86 148H84V146H83V148L81 149L80 148V143H82V145H83V142L81 141V142H79L78 143V141L77 140H79ZM97 138V139H96ZM159 138V137H158ZM161 138V137H160ZM175 138V137H174ZM174 138H173V140H174ZM33 139V140H32ZM60 139V138H59ZM88 139H90L88 142H85V141H87ZM106 139V140H105ZM117 139H115V140H117ZM176 139V138H175ZM37 140V142L38 141H40L39 143H36L35 141ZM52 142H51V141ZM81 140V139H80ZM92 140H93V142H92ZM99 140V139H98ZM105 140V142H103V143H101L102 141H104ZM17 141V142H16ZM47 141V142H46ZM48 141H50L49 143H48ZM58 141V140H57ZM91 141V142H90ZM108 141H109V143H108ZM143 141L144 140H142L141 142L143 143ZM161 141V140H160ZM159 141V142H160ZM171 141H172V139H171ZM175 141V140H174ZM10 142H12V141H10ZM28 143V144H25V143ZM34 142V143H33ZM113 142H115V145H114V143ZM121 142V141H120ZM140 142V143H141ZM2 142H0V144H1ZM7 143V142H6ZM17 143H22V144H20V146H19V144H17ZM59 143V142H58ZM57 143V144H58ZM90 144V145H88V144ZM140 143H139V145H140ZM145 143V142H144ZM154 144V142H151V144ZM174 143V142H173ZM175 143H176V141H175ZM2 144H4V143H2ZM10 144V143H9ZM9 144H7L8 146H9ZM16 144V145H15ZM23 144H25L26 146H28L30 149H28V150H30V152L27 150V147L25 146V145H23ZM79 144V145H78ZM94 144H96V146H97V148H96V146L94 147L95 149H94V151H93V146H94ZM117 144V145H118ZM147 144H150V141H148V143ZM151 144H150V147H151ZM152 144V145H153ZM166 144V143H165ZM171 144H172V142H171ZM184 144V143H183ZM22 145H23V147H22ZM29 145H31V146H29ZM42 145V146H43ZM59 145H62V144H59ZM85 145V144H84ZM88 145V146H87ZM138 145V144H137ZM138 145V146H139ZM167 145V144H166ZM165 145V146H166ZM190 145V144H189ZM4 146V145H3ZM7 146V147H8ZM18 146L21 148H18ZM24 146H25V148H26V151L29 153V155H27V152L25 151H22L23 150V148H24ZM104 146V145H103ZM109 146V145H108ZM107 146V147H108ZM109 146V147H110ZM164 146V147H165ZM173 146V145H172ZM184 146V145H183ZM1 145H0V149H1ZM5 147H6V145H5ZM6 147V148H7ZM61 147V146H60ZM64 147V146H63ZM105 147V146H104ZM106 147V148H107ZM146 147H147V149H146ZM153 147V146H152ZM185 147V146H184ZM6 148L4 149L5 151H6ZM9 148V147H8ZM24 148V149H25ZM41 148V147H40ZM48 148V149H47ZM62 148V147H61ZM117 148V147H116ZM118 148H120V147H118ZM138 148V147H137ZM162 148V147H161ZM167 148V147H166ZM181 148V147H180ZM10 149V148H9ZM9 149L7 150V151H9ZM58 149L60 150V151H58ZM104 149V148H103ZM115 149V148H114ZM182 149V148H181ZM191 149V148H190ZM11 150H12V148H11ZM37 150H39V149H37ZM36 150V151H37ZM64 150V151H63ZM97 150H99V152H97ZM108 151H110L111 150V152H113L114 150H113V147L112 148H109V149H107ZM106 150V151H107ZM152 150H156V149H154V147H153V149ZM189 150V149H188ZM4 151V152H5ZM17 151H18V153H21V154H17ZM34 153H33V152ZM40 151V150H39ZM38 151V152H39ZM42 150H41V152H43ZM82 151H84L83 152V154H82ZM138 151H140V150H138ZM149 151H151V149L149 150ZM148 151V152H149ZM154 151H153V153H154ZM163 151V150H162ZM3 152V153H4ZM10 152V151H9ZM9 152H7L8 153V155H9ZM41 152H40V156H41ZM61 152H63V153H61ZM72 152V151H71ZM111 152H109L110 153V155L112 156V154H111ZM125 152V151H124ZM155 152H157V151H155ZM159 152V151H158ZM180 152V151H179ZM182 152V151H181ZM185 152H187V151H185ZM11 153V152H10ZM23 153V154H22ZM47 153V152H46ZM46 153H42L43 155H42V157H40V160H42V159H44L46 156H44V155H46ZM61 153V154H60ZM69 153V152H68ZM90 153V154H89ZM107 153V152H106ZM109 153H107L108 154V157H109ZM170 153V152H169ZM5 154V153H4ZM24 154L25 155H27V160H26V156H24ZM106 154V155H107ZM140 154V155H139ZM149 154V153H148ZM156 154V153H155ZM161 154V153H160ZM164 154V153H163ZM167 154V153H166ZM180 154H183V153H180ZM179 154V155H180ZM187 154V153H186ZM6 155V154H5ZM5 156V157H11L10 155L9 156ZM20 155L23 157H20ZM65 155L67 156H70V154H67V153H65ZM84 155H86V157L87 158H85V156ZM105 155V156H106ZM134 155H136V153L134 154ZM143 155V154H142ZM150 155H151V157H152V155H154V154H151L150 153ZM149 155V156H150ZM162 155V154H161ZM168 155V154H167ZM170 155V154H169ZM168 155V156H169ZM31 156V157H30ZM48 156V155H47ZM49 156L47 157L48 159H49ZM65 156V158H68V156L66 157ZM101 158L103 157V156H101V154L99 155ZM165 156V155H164ZM44 157V158H43ZM82 157H84V158H82ZM97 157V156H96ZM108 157H107V159L105 158V160H108ZM128 157V156H127ZM130 157V156H129ZM140 157H143V159H142V161H144L143 163L142 162H140L139 160H138V158H140ZM157 157V156H156ZM12 158V157H11ZM42 158V159H41ZM47 158L46 159H44L43 160V163H45L44 161L45 160H47ZM54 158V159H55ZM64 158V157H63ZM71 158V156L69 157V159ZM97 158H99V157H97ZM112 158V157H111ZM124 158V157H123ZM153 158V157H152ZM181 158H183V156H181ZM2 159H4V158H2ZM9 159V158H8ZM55 159V160H56ZM81 159V160H80ZM100 159V158H99ZM104 159V158H103ZM110 159V158H109ZM154 159V158H153ZM157 159H158V157H157ZM157 159H155V160H157ZM161 159V158H160ZM166 159H168L167 157H166ZM180 159V158H179ZM10 161L12 160V159H9ZM51 160V159H50ZM60 160V162H58L60 165H62L63 166V168H64V164H66V163H69V162H67L68 160H62L61 158L59 159ZM58 160V161H59ZM90 160V159H89ZM98 160V159H97ZM102 160V159H101ZM14 161V159L12 160V162ZM20 161V160H19ZM18 161V162H19ZM27 161V165L29 166V162ZM33 161V160H32ZM99 161V160H98ZM97 161V162H98ZM102 161H104V160H102ZM167 162H168V160H166ZM180 161V160H179ZM22 162H23V160H22ZM55 162V161H54ZM53 162V163H54ZM125 162V161H124ZM131 162V161H130ZM133 163H136V162H134V161H132ZM182 162V160L179 162V163H181ZM17 163V162H16ZM21 163V162H20ZM33 163H35L34 161H33ZM39 163H40V161H39ZM42 163V162H41ZM40 163V164H41ZM42 163V164H43ZM47 163V162H46ZM45 163V164H46ZM56 163V162H55ZM54 163V164H55ZM58 163H56L57 164V166H55L54 164H52L53 165V169H54V172H57L58 170L59 171H63L62 170V166H60V167H58ZM78 163H80V164H78ZM141 163V164H140ZM166 163V162H165ZM164 163V164H165ZM15 164V163H14ZM14 164H13V166H14ZM32 164V163H31ZM30 164V165H31ZM36 164V163H35ZM38 164V163H37ZM36 164V166L38 167V165ZM49 164V163H48ZM78 164V165H77ZM101 164V163H100ZM99 163H98V166H102V164L100 165ZM105 164H107V163H105ZM105 164H103V169H102V167H101V169L102 170H104L106 167H108V166H106L105 168H104V165ZM142 164H144V165H142ZM156 164V163H155ZM161 164V163H160ZM16 165V164H15ZM50 165V164H49ZM51 165V166H52ZM71 165V164H70ZM108 165V164H107ZM117 165V164H116ZM121 165V164H120ZM126 165L127 166H132V167H134L135 169H133L132 167V169H129L128 170V168H125L126 167ZM146 165V166H145ZM150 165H151V163H150ZM24 166H25V163H24ZM35 166V167H36ZM40 166V165H39ZM73 166V167H74ZM98 166H97V168H98ZM152 167L154 166L153 165V162H152V165H151ZM158 166V165H157ZM14 167H17V166H14ZM19 167V166H18ZM22 168V170L24 171V169H25V171L24 172H21V170H20V167H19V171H20V173H19V177H22V176H20V175H22L21 173H25L26 171H27V173H28V171L30 170L29 168L31 167V166H29V168L27 167V166H25V168L23 167V166H21ZM47 167V166H46ZM66 167V166H65ZM165 167V166H164ZM186 167V166H185ZM24 168V169H23ZM29 170H28V169ZM33 168V167H32ZM40 168V167H39ZM74 168V169H75ZM76 168V169H77ZM87 168V167H86ZM96 168V169H97ZM100 168V167H99ZM98 168V172H100L101 171V169H99ZM147 168H148V170H147ZM151 168V167H150ZM153 168H156L155 166L153 167ZM161 168H162V166H161ZM167 168H169V167H167ZM36 169V168H35ZM38 169V168H37ZM52 168L50 167V170H51ZM66 169V168H65ZM73 169V170H74ZM152 169V168H151ZM151 169H150V171H151ZM163 169H165L164 170V172H162L163 174L164 173H166V174H168V173H170V171L167 173V169L166 168H163ZM3 170V169H2ZM2 170H0V172H3ZM15 170H17L16 168H15ZM39 170V169H38ZM55 170H57V171H55ZM79 170V169H78ZM84 171H87V174H88V168H87V170L84 168L83 169ZM82 170V171H83ZM91 169H89V171H90ZM100 170V171H99ZM123 170V172H125ZM158 170V169H157ZM161 171H162V169H160ZM41 171V170H40ZM43 171V170H42ZM47 171V170H46ZM53 171V170H52ZM105 171V170H104ZM103 171V172H104ZM154 171H156V169L154 170ZM153 171V172H154ZM159 171V170H158ZM183 171V170H182ZM182 171H180L181 173H182ZM183 171V172H184ZM18 172V171H17ZM16 172V173H17ZM32 172V171H31ZM35 172V171H34ZM48 172V171H47ZM65 172V174H66V179L67 180H65L64 179V181H62V180H60V181H62V182H60V183H62V184H58L59 186H60V189H62V191H60L59 189V191H58V193H56V191L53 189L54 188V186L53 185H51V186H53V191H55V194H53L52 196H50L51 194H49V197H48V192L50 193L51 191H47V193H45V191H44V193L45 194H47V197L49 198V199H47V201L49 200L50 201V199L51 200H53V198H54V195H56V198L58 197V196H63V194H64V196L66 195V193L67 192H70V194L68 193V195H71V193L72 194H74L75 192H73L74 190L75 191H77L78 190V192H79V189H77L76 187V182H73V181H75V177L73 178V179H71L72 178V175H69V173H68V171L67 170H65V171H63L62 173H64ZM102 172V171H101ZM102 172V173H103ZM4 173V172H3ZM53 173V172H52ZM61 173V174H62ZM94 173V172H93ZM92 173V174H93ZM97 173V172H96ZM101 173V174H102ZM106 173V172H105ZM150 173V172H149ZM161 172L159 173V174H161V175H163ZM174 173V172H173ZM189 173V174H188ZM31 174V173H30ZM37 174V173H36ZM44 174V173H43ZM60 174V176H59V174L58 173H56V175H54V174H52V176H57V178H58V176L59 177H62V175ZM73 174V173H72ZM80 174V173H79ZM82 174H85V172L84 173H82ZM104 174V173H103ZM102 174V175H103ZM151 174H152V172H151ZM9 175H12V174H9ZM15 175V174H14ZM32 175V174H31ZM46 175H47V173H46ZM48 175H49V173H48ZM47 175V176H48ZM69 175V176H68ZM81 175V174H80ZM113 175V174H112ZM128 175V174H127ZM130 175V174H129ZM128 175V176H129ZM153 175V174H152ZM165 175V174H164ZM164 175L163 176H161L162 178L164 177ZM170 175V174H169ZM172 175V174H171ZM170 175V176H171ZM17 176V175H16ZM16 176H12L13 178H16V179H19L18 178V176L16 177ZM47 176H45V177H47ZM50 176H51V174H50ZM52 176L50 177V178H52ZM71 176V178H69ZM90 176H91V174H90ZM93 176V175H92ZM94 176H95V174H94ZM97 176H98V174H97ZM100 176V175H99ZM98 176V177H99ZM10 177V176H9ZM27 177V176H26ZM38 177V176H37ZM39 177L41 178L42 176H40L39 175ZM45 177H43V178H45ZM80 177V176H79ZM83 176H81L80 178H82ZM102 177H104V176H102ZM107 177V176H106ZM125 177V176H124ZM153 177V176H152ZM153 177V178H154ZM160 177V178H161ZM165 177H166V175H165ZM167 177H169V176H167ZM166 177V178H167ZM12 178V179H13ZM42 178V179H43ZM57 178H55V179H57ZM84 178L86 179L87 177L86 176H84ZM83 178V179H84ZM149 178H151V175H150V177ZM165 178V179H166ZM170 178V177H169ZM186 178V177H185ZM6 179L7 178H5L4 180L3 179H0V182H1V180H2V182L3 181H6ZM29 179V178H28ZM31 179V178H30ZM46 179V178H45ZM49 179V178H48ZM53 179V178H52ZM68 179H69V181H68ZM90 179V178H89ZM88 179V180H89ZM94 179V178H93ZM100 179H101V176H100ZM121 179V178H120ZM164 179V178H163ZM164 179V180H165ZM168 179V178H167ZM166 179V180H167ZM176 179V180H177ZM40 180V179H39ZM38 180V181H39ZM50 180V179H49ZM54 180V179H53ZM59 180H57L58 182L57 183H59ZM71 180V181H70ZM73 180V181H72ZM87 179H86V181H88ZM126 180V179H125ZM145 180V181H144ZM158 180H160V181H162V188L160 189V187H161V185H160V181H158ZM171 181V179H168V181ZM9 181V180H8ZM13 181H16V180H12L11 182L14 184L15 182H13ZM20 181H21V178H20ZM37 181V182H38ZM43 181V180H42ZM46 181V180H45ZM68 181V182H67ZM81 181V180H80ZM96 181V183H97V180H95ZM129 181H130V179H129ZM146 181H147V183H146ZM151 181H153L152 182V184H151ZM169 181V182H170ZM10 182V181H9ZM18 182V181H17ZM36 182V183H37ZM47 182V181H46ZM50 182H52L51 180H50ZM55 182H56V180H55ZM64 182V183H63ZM85 182V181H84ZM90 182V181H89ZM89 182H87V183H89ZM91 182H92V179H91ZM117 182V181H116ZM168 182V183H169ZM7 183L8 182H4V188H0L1 190V193H0V202H5L6 203V201H12V203H14V202H19L20 204H22V206L21 205H19V203L17 204L16 203V205L18 206V207H20V210H21V216H22V218H26V214H27V212L29 211V210H31V208L32 209H35L36 211H37V214L39 213L40 214V206H38V205H35L34 206V203L31 201V202H28V201H30V200H27L25 197H24V195L21 197V196H19V200H17L18 198H12V194H13V191H15V187L14 188H11L12 186H14V185H12V183H8V185H7ZM19 183H21V182H19ZM18 183V184H19ZM26 183H27V181H26ZM35 183V184H36ZM39 183V182H38ZM42 183V182H41ZM67 183V184H66ZM75 183V184H74ZM118 183V182H117ZM128 183V182H127ZM167 183V184H168ZM1 184H3V183H0V185ZM16 184V183H15ZM43 184H46L45 182L44 183H42V187L43 186H45V185H43ZM51 184H53V182L51 183ZM72 184H74V185H72ZM90 184V183H89ZM92 184H93V186H95L96 187V185L92 182ZM92 184H90V186L92 185ZM166 184V185H167ZM177 184V185H178ZM12 185V186H11ZM28 185V184H27ZM54 185H55V183H54ZM63 187H62V186ZM79 185V184H78ZM2 186V185H1ZM9 186V187H8ZM11 186V187H10ZM16 186V185H15ZM19 186H20V184H19ZM89 186V185H88ZM92 186V187H93ZM7 187V188H6ZM41 187V186H40ZM56 187H57V185H56ZM62 187V188H61ZM91 187V188H92ZM113 187V186H112ZM124 187V186H123ZM28 188V187H27ZM77 190H76V189ZM87 188V187H86ZM3 189V190H2ZM9 189H11L10 191H9ZM12 189H14V190H12ZM17 189H19L18 187H17ZM166 189V190H165ZM111 190V189H110ZM119 190V189H118ZM122 190H123V188H122ZM128 190V189H127ZM18 191H20V190H18ZM34 191H35V189H34ZM81 191V190H80ZM94 191V190H93ZM121 191V190H120ZM152 193H151V192ZM6 192V193H5ZM82 192V191H81ZM80 192V193H81ZM5 193V194H4ZM18 193V192H17ZM52 193V192H51ZM54 193V192H53ZM91 193V192H90ZM97 193V192H96ZM135 193V194H136ZM170 193V192H169ZM181 193V194H180ZM44 194V195H45ZM117 194V193H116ZM119 194V193H118ZM27 195V194H26ZM42 195V194H41ZM77 195V194H76ZM83 195H84V193H83ZM124 195V194H123ZM138 195V194H137ZM14 196V195H13ZM43 196V195H42ZM63 196V197H64ZM171 196H173V195H171ZM191 196H193L192 198V200H191ZM17 197V196H16ZM38 197V196H37ZM36 197V198H37ZM44 197V196H43ZM47 197H44V198H42V197H38L39 199H36V200H41L40 198H42L43 200H46L45 198H47ZM51 197V198H50ZM83 197V196H82ZM139 197H137L136 196V198H138V200H140L139 199ZM29 198H31V196L29 197ZM34 198V197H33ZM59 198V197H58ZM67 198V197H66ZM136 198H135V200H136ZM173 198V199H172ZM55 199V198H54ZM76 199V198H75ZM86 199V198H85ZM89 199V198H88ZM91 199V198H90ZM15 200V201H14ZM43 200H41V201H43ZM84 200V199H83ZM40 201V202H41ZM82 201V200H81ZM87 201V200H86ZM142 202H144L143 200H141ZM39 202V203H40ZM45 202V201H44ZM53 202V201H52ZM60 201H57V204L59 203ZM67 202V201H66ZM145 202V203H146ZM199 202H202V204L199 206L198 205V203ZM11 203V202H10ZM9 203V204H10ZM29 203V204H28ZM42 203V202H41ZM46 203V205H44L45 207L47 206V202H45ZM145 203H142L143 205L145 204ZM8 204V203H7ZM53 204V203H52ZM49 205V206H47L48 207V211H50V213L53 215V218L54 219H52V220H56L57 221V225H58V223H60L59 224V226H58V229H59V227L60 228H62L63 227V219L61 218V214L60 213H63V212H58L57 211V208L55 207V206H53V205ZM138 204V203H137ZM141 204V205H142ZM11 205V204H10ZM14 205V204H13ZM67 205V204H66ZM141 205H140V208H141ZM8 206V205H7ZM15 206V205H14ZM57 206V205H56ZM60 206H61V204H60ZM65 206V205H64ZM63 206V207H64ZM146 206V205H145ZM13 207V206H12ZM43 207V206H42ZM143 207V206H142ZM191 207V206H190ZM44 208V207H43ZM97 208V207H96ZM140 208H138L139 209V212H141L142 211V208H141V211H140ZM145 208H147V207H145ZM16 209V208H15ZM42 209V208H41ZM60 209V208H59ZM61 209H63L62 208V206H61ZM143 209H144V207H143ZM188 209V208H187ZM28 210V211H27ZM35 210H33L34 211V213L36 212ZM76 210V209H75ZM185 210L187 211V212H185ZM32 211V210H31ZM30 211V212H31ZM63 211V210H62ZM77 211H79V210H77ZM137 211V210H136ZM42 212V211H41ZM58 212V213H57ZM72 212V211H71ZM110 212V211H109ZM143 212V211H142ZM33 213V212H32ZM43 213V212H42ZM74 213V212H73ZM73 213H69V214H72L73 215ZM76 213V212H75ZM144 213H145V209H144ZM148 213H145V214H148ZM81 214V213H80ZM149 214V215H150ZM151 214V215H152ZM186 214L188 215V216H186ZM196 214V218H198L199 216ZM28 215V214H27ZM58 217H57V216ZM141 215H143V213L141 214ZM18 216V215H17ZM33 216H35V215H33ZM39 216H41V214L39 215ZM38 216V217H39ZM44 216V215H43ZM96 216V215H95ZM145 216H147V215H144V217ZM19 217V216H18ZM31 217V216H30ZM29 217V218H30ZM37 217V215H36V218H38ZM42 217V216H41ZM63 217V216H62ZM73 217V216H72ZM141 217V216H140ZM153 217V216H152ZM187 217V218H186ZM201 217H199V219H201ZM28 218V216H27V219L26 220H28L29 219ZM66 218V217H65ZM69 218H70V215H69ZM138 218V217H137ZM146 218V217H145ZM153 218V219H154ZM19 220H20V218H18ZM44 219V218H43ZM58 219H59V222H58ZM77 219V218H76ZM140 219V218H139ZM142 219V218H141ZM140 219V220H141ZM144 219V218H143ZM148 219H151L150 217L148 218ZM152 219V220H153ZM154 219V220H155ZM13 220H15V219H13ZM189 220V219H188ZM196 220V219H195ZM198 220V219H197ZM196 220V221H197ZM11 221V220H10ZM70 221H72V222H75L76 223V221H75V219H74V217H73V219H70ZM201 221V220H200ZM7 222V221H6ZM5 222V223H6ZM19 222V221H18ZM18 222H16L17 224H19ZM28 224H30V222H28V221H26ZM41 222H42V220H41ZM142 222H144V221H142ZM162 222H161V224H162ZM14 223V222H13ZM21 223V222H20ZM38 223V222H37ZM145 223V222H144ZM143 223V224H144ZM154 223V222H153ZM160 223V222H159ZM188 223V222H187ZM15 224V223H14ZM32 225H34L33 224V222L31 223ZM47 224V223H46ZM50 224H51V222H50ZM72 224H74V223H72ZM139 224H141V223H139ZM149 224V223H148ZM147 224V225H148ZM193 224V223H192ZM35 225H37V224H35ZM35 225L33 226V228L35 227ZM71 225V224H70ZM18 226V225H17ZM69 226V225H68ZM74 226V225H73ZM73 226H72V228H73ZM163 226V227H164ZM187 226V227H186ZM28 227V228H27ZM25 226V227H23V228H27V229H23L22 231H23V233H24V231L25 232H27V233H29V231H32V230H30V228L32 227H30L29 225L28 226ZM163 227L161 228V229H163ZM187 229H186V228ZM2 228V227H1ZM36 228H37V226H36ZM38 228H39V225H38ZM71 228V227H70ZM101 228V227H100ZM140 228V227H139ZM142 228V227H141ZM210 229V228H209ZM2 230V229H1ZM35 229H33V231H34ZM69 230V229H68ZM76 230V229H75ZM133 230V229H132ZM141 229H139V232H141L140 231ZM146 230V229H145ZM145 230H143V231H145ZM163 230H165V228L163 229ZM161 231V234L163 233V232H166V231ZM187 230V231H186ZM21 231V230H20ZM38 231V230H37ZM62 231H63V229H62ZM73 231V230H72ZM5 232V231H4ZM69 232V231H68ZM67 232V233H68ZM76 232V231H75ZM75 232H74V234H75ZM189 232V231H188ZM208 232H210V231H208ZM1 233H3L2 231H1ZM34 233V232H33ZM58 234H59V231L57 232ZM77 233V232H76ZM160 233V232H159ZM69 234H71V232L69 233ZM31 235V234H30ZM60 235V234H59ZM68 235V234H67ZM66 235V236H67ZM72 235V234H71ZM134 235H135V232H134ZM148 235H150V234H148ZM1 236V241H0V244H2V241L4 240V237H2V235H0ZM51 236V235H50ZM61 236V235H60ZM63 236V235H62ZM68 236H70V235H68ZM136 236V235H135ZM139 236V235H138ZM169 236V237H168ZM189 236V237H188ZM13 237V236H12ZM137 237V236H136ZM70 238V237H69ZM39 239V238H38ZM62 239V238H61ZM148 239V238H147ZM165 239V240H164ZM189 239H190V241H189ZM6 240V239H5ZM29 240V239H28ZM31 240H32V238H31ZM30 240V241H31ZM64 240V244L66 245H68L69 243L67 242L69 239H68V237H64L63 239H62V241ZM142 240V239H141ZM149 241L151 240V239H148ZM14 241V240H13ZM70 241V240H69ZM165 241V242H164ZM125 242V241H124ZM153 242V241H152ZM4 244L3 245H5V246H9L10 247V249H11V246L12 245H10L9 244V241L7 240L6 241V243H5V241L3 242ZM28 242H26V244H27ZM73 243V242H72ZM150 243V242H149ZM169 243L171 244V245H169ZM190 245H189V244ZM14 244V243H13ZM69 245H71V244H69ZM68 245V246H69ZM158 245V244H157ZM160 245V244H159ZM206 245H208V244H206ZM102 246V245H101ZM156 246V245H155ZM161 247H163L162 245H160ZM13 247V246H12ZM29 247H31V246H29ZM29 247H28V249H29ZM70 247V246H69ZM4 248H6V247H4ZM8 248V247H7ZM68 249V248H67ZM5 250V249H4ZM162 250V249H161ZM234 250V249H233ZM26 251V250H25ZM28 251H30V250H28ZM164 251V250H163ZM194 251V250H193ZM9 252V251H8ZM103 252V251H102ZM1 253L3 254V252L1 251ZM6 253V252H5ZM10 253V252H9ZM69 253H71V252H69ZM11 254H13V253H11ZM165 254H166V257H165ZM207 256V255H206ZM70 257V256H69ZM72 257V256H71ZM106 258V257H105ZM200 258V257H199ZM212 258V259H211ZM70 259V258H69ZM72 259V258H71ZM107 259V258H106ZM203 259V258H202ZM201 259V260H202ZM210 259H211V261H210ZM105 260V259H104ZM216 260V259H215ZM215 260H213V261H215ZM71 261H73L74 262V264H83L81 261H78V259L76 260V259H72ZM166 261H162L164 264H167L166 263ZM185 261V262H184ZM190 261V260H189ZM192 260H191V264H194V262H193ZM198 261V260H197ZM206 261V263H208L207 261L208 260H205ZM115 262V261H114ZM162 262H161V264H162ZM204 262V261H203ZM70 263V262H69ZM197 263V262H196ZM199 263V262H198ZM209 263V264H210ZM199 264H201V263H199ZM212 264V263H211ZM237 264V263H236Z\"/></svg>",
  "mask_w": 264,
  "mask_h": 264
},
{
  "label": "rangeland",
  "instance_id": "obj_2",
  "mask_svg": "<svg viewBox=\"0 0 264 264\" xmlns=\"http://www.w3.org/2000/svg\"><path fill=\"white\" fill-rule=\"evenodd\" d=\"M3 1V0H2ZM5 1V0H4ZM10 1V0H9ZM9 1H7V2H9ZM13 1H16V2H18V0H12V3H10L9 2V5L10 4H16V2L14 3ZM20 1V0H19ZM33 1V0H32ZM44 1V0H43ZM46 2H47V0H45ZM45 1H44V3L43 4H45ZM84 4H80V3H82V2H78L76 5L78 6L77 8H79L77 11H75V10H70L71 12H70V14H69V10H68V8L70 9L71 7H70V5H68V4H66V6L64 5V12L62 13V16H64L65 14H67V15H69L68 17H70V19L65 15L64 16V18H66V20L67 21H72L73 19V21H72V23L75 21V22H77V23H73L71 26H70V28H68V30H70L71 29V31H68V32H70L69 34H71V32H73V33H75L74 35L72 34L71 36H76V37H78V38H76V39H79V42L77 41V40H75V38H71L68 42H69V44H68V42H67V47H68V49H69V45L73 42V39L76 41L75 43H76V45L78 44V46H79V44L82 42V46H84V44L86 43V40L85 39H87L85 36H89V33H91V34H93L95 37H93V41H94V43H93V45H98V48H100V49H96V50H94L95 52H93V53H96L95 55H97L96 57L94 56V55H92V56H94L95 58H97L98 56H100V57H104V58H99L98 57V60L99 59H104V62H102L103 64H101L100 63V65H99V63L98 64H96V69H99V71L101 72V71H103L102 73H103V75H102V73H100V77L94 72L95 71V68L93 69V72H94V74H96L93 78H94V84H93V86H96L97 85V83H99V87H100V89H102V85H106V86H108L107 88H106V90H104V91H106V92H104V94L106 93L107 95L105 96L104 94H103V90H100L101 91V93L102 94H100V96H105V98H99V99H97V100H99L98 101V103L97 104H95L94 102L96 101V99H94L93 100V104L95 105V107H92V106H94V105H92L91 106V109H90V111H91V113H85V112H89V108L90 107H88L87 109L86 108H84V111L85 112H83L84 114H86L85 116H90L89 114H92V113H94V112H96V113H100L101 114V116H99L100 114H97L98 116L97 117H102L104 114V116L107 118V124L108 123H111L112 124V120L114 121V123H113V125H111V126H113L112 127V129L114 130V128H116V127H118V134L116 135V134H114V137L116 136V138L115 139H117V138H119V140L121 141H119V143L120 144H122L121 146H119V144L117 145H115V142H117L118 141V139L117 140H115L114 139V141L115 142H113L114 143V145L115 146H112L113 147V152H111V150L110 151H108L107 149H109V148H112L111 146H110V144L111 143H109V141H108V143L109 144H107L106 142H105V140L104 141H102L101 143H103V142H105L104 144H101L102 145V148L100 149V151H101V153H95V155H93L94 153H92V156H91V158H89L90 156H88V158L86 157V155H87V152L88 151H90L91 150V148H87L86 147V143H84L83 141L84 140H82V138H79V140H77L78 141V143L79 142H83V145H82V143H80V148L82 147L83 148V146H84V148H86L85 149V152L84 151H82V154H83V152L86 154V155H84L85 156V158H87L88 159V161L87 160H82L83 161V163H84V161H86V162H88V164H82L81 163V165H83V166H85V167H83L82 168V170L85 168L86 170H87V168H88V174H87V171H82V170H80V168L78 167L77 168V166H76V168H75V166L73 165V154H75V152L77 151L76 149L77 148H69V150L70 151H66V150H68V149H66V148H68L70 145L71 146H73V144H72V142H70V140H69V137L72 135V132H73V134H76L77 132H78V130H76L77 132H75V128L76 129H78V125L80 126V124H81V126H83L82 125V123L84 124H87L88 122H90L89 120H88V118L89 117H85V116H83L82 115V112L79 110V108H78V110L81 112H78V114H74L75 116H77V119H75L76 117H74V116H72L74 119L73 120H77L78 122H79V118H81V122H82V120H83V122L81 123V122H77L78 123V125H76L77 123L76 122H74L73 120H72V117H70V118H61V120H58L59 118L58 117H60L59 116V114H58V116L56 117V121L54 120L55 119V115L53 116L54 117V119H51V118H49V117H45V116H43V115H40V114H44V113H39L38 115H37V117L38 118H40V120H38V118L36 117V118H34V119H37L38 121H40L41 122V120L43 119V117H45V119H47L48 118V120L49 121H47V122H52V120H54L53 122H55V123H52V124H50L52 127L50 128L49 126L50 125H48L47 126V129H42L43 127H44V125H43V123H41V124H39V123H37L38 124V127H36L37 129H39V128H41L42 129V131L41 132H39V136L38 135H36V139L37 140H43L44 139V141H45V139L47 140H49V138L52 140V138H54L53 139V142L55 141V143L54 144H56L57 146H56V148H58V146H59V149L62 151V149H64L65 148V145H66V148L63 150L64 151V153L63 152H61V153H63L62 155H64L63 157H60V156H58L57 157V159L55 158V157H53V158H51L50 156H49V152H48V150L47 151H43V149L45 148L46 149V145L44 144L43 145V142L44 141H42V144H41V147H42V151L43 152H41V150L38 152V151H36V149H33L34 151H35V154H30V155H32V157L34 156V155H37L38 153V157H37V159L39 158V161H43L44 159H46L48 156H49V159L47 158V160H45L44 162H50V163H52V164H54L55 162L56 163H58V162H60V158L63 160H68L67 162H69V163H66V164H64V168H63V166L62 165H60L59 163H58V167H60V166H62V170L63 171H65V170H67L68 171V173H69V175H72V178H71V176L69 177V178H71V179H73L74 177H75V181H73V182H76V188L77 189H79V192H78V190L77 191H73V192H75L74 194H72L71 193V195H68V193L70 194V192H67L66 193V195L64 196V194H63V196L61 195V196H58L57 198H56V195L54 196V198H53V200H51L50 199V201H51V203H53L52 205L53 206H55L56 208H57V211L58 212H63V213H60L61 215V218L63 219L62 221H63V227L62 228H60L59 227V229H58V226H59V224L60 223H58V225H57V219L56 220H52V219H54L53 218V215L51 214V213H44V214H41V216L37 219V221L35 220V219H31V218H29L30 216H28L27 214H26V218L24 217V218H22V216L20 217L19 216V214L17 213V211H16V209L14 208V207H12L11 205H9V204H6V203H4V202H0V235H2V237H4V240L2 241V244H0V264H74V262L73 261H71L73 258L74 259H78V261H81L83 264H161V262L164 260V261H166L164 258H163V260H162V257H164V253L163 252H165V250L167 249V248H165L164 249V246L166 245V246H168L167 244H168V242H167V240L168 241H170L169 239H170V237L166 240V244L165 245H163V244H161L162 243V241L160 240V238L159 237H156V236H163V237H165V239H166V234L165 233H167V231H168V229H167V231H166V226H164L165 224H163V222H162V220H163V216H161V220H159V221H157L155 218H154V215L152 214V212H151V214L150 213H148V209L150 208L149 206H147L148 204H147V202L150 200H148V197L150 196V194H149V192L148 193H146L147 195H148V197L147 198H144V199H142L144 196L146 197L147 195L144 193L143 195V197H139V193H136L138 190L135 188V184L134 183H136L137 181H139V179L138 180H135V178L137 179L138 177H135L134 175H135V173H136V169H137V172H138V168H136V166L137 167H139V163H138V165H137V162L138 161H136L137 159H135V158H137L138 156V153H140L139 155L140 156H144V153H146V152H144L145 151V149H144V151H142V149L141 148H139L140 146H141V144L143 145V144H145L147 147H149L150 149H151V151H149L150 149H148V150H146L147 151V154H146V156L147 157H145L144 156V160H146L145 158H150V159H147V161H145V164H147V162H148V165L146 166V167H149V170H148V168H147V170H148V175H149V177H150V175H151V178H149L148 176L146 177V180L148 181H150L151 179H153L154 180V182H155V178L157 177L158 178V176H155L154 177V174L156 173L157 175H159V178L158 179H162L163 180V182L164 181H166L165 182V184L163 185L162 184V181H160V180H158V181H160L159 183H160V185H161V187H160V189L162 188L163 190H164V188H165V186H167L166 188L168 189L167 190V192H168V195L169 194H171V195H173V196H171V195H169L170 197H174V202L176 201L177 203H178V201L179 200H175L176 198L177 199H179L178 198V196L179 195H177V194H179L178 192H179V190H180V192L182 193V191H184L185 189H183V190H181L182 189V187H181V185H179L178 183H180L179 181H178V179H179V177H177L178 175L180 176V175H182V177L187 173V172H191V171H189V167H195L193 164L194 163H192L191 165H189L190 163H185L187 160H186V158L188 159L189 157H185V156H188V153L190 152L191 153V150H192V147H193V145L192 144H194L195 143V138H197V134H200L201 133V129L200 130H198L199 128H197V124L195 125V122L196 123H200L201 124V126L202 127H204L205 125H204V123H207L206 121L208 120L207 119V117H208V114L206 113V109L207 108H209V109H211V108H214V110H215V106L212 104V105H209L208 104V98H207V96H206V103L204 102V104L202 105H200L198 108L200 109H198L197 108V110L195 109V110H193L192 112H191V115L190 114H188V115H190L191 116V119H192V117H193V121L195 120V122H192L191 123V119H190V116H187L186 114L188 113V111L185 109V107H186V104L187 103H189L188 101V96L189 97H192V93L190 92V95L189 94H187L186 96H183L181 93H182V88L184 87V74L182 75L181 74V72H183V70L186 68V66L185 65H187V63H185L186 61H184L185 60V53H184V42H183V40L184 39H182V35L184 34V28H186V26L184 25V24H190V23H192V25H195V24H197V21H196V19H195V17H197V16H195V14L196 15H198L199 14V16H200V13H201V10H202V6H201V10L200 11H197V10H199V8H200V5L202 4V2H200L199 0H189V2H191V1H193L192 3H191V5L189 4V7H190V9L191 10H193L192 11V14H191V16L187 19V20H189V21H192L191 19H193V21L192 22H190V23H184L183 24V26H182V28L180 29V30H178L177 32H175V33H172V34H170V35H168V36H164V35H160V34H156V32L154 31V33H152L150 30H152V29H146V30H149L150 31V33L148 32V34H147V32L146 31H144L145 29H143V31L144 32H146V36H145V33H144V36L145 37H143L144 39H142V40H140V42L138 43V46H139V49L138 50H133L132 48H127V46H129V45H132L136 40H137V37H135L136 36V33H135V26H136V22H137V19L136 18H134V17H132V15H134L135 16V12L133 11V8H132V6H133V4L135 3V1L134 0H124V2H123V0L121 1H119V4L118 3H116V2H118V0L116 1V0H114V2H115V4H117V5H121V4H123L124 3V7L126 8V12H124V16L126 17V19H122L121 17H120V19H119V17H117V15L115 16V14H113V12H112V16L110 15H104V14H106V12L108 11V13L110 14V12L112 11V9H113V7L116 9L117 8V5H115L114 4V2L112 1V0H109L111 3H109V2H107L108 3V5L110 6L109 8L106 6V10L105 11H103L104 12V14H103V12H100L99 13V11H96L98 8L96 7L97 5H98V1H97V4L96 5H94L92 2L93 1H95V0H81ZM95 1V2H96ZM195 1L196 2H200V3H196L195 4ZM6 2V3H7ZM91 4H90V3ZM99 2H101V1H99ZM113 2V3H112ZM5 3V4H6ZM19 3V4H18ZM16 5H13L14 7V9H16L17 8V10L16 11H19V13H20V11H22L21 13H22V15L24 16H26L25 18H27L28 16H27V14L28 15H30V17L31 16H33V15H38L39 17H41V14L43 13V11H46V10H40L41 12V14L39 13V11H36L34 8H32V9H29V10H31V12L33 13H30V11L28 10H26L25 8H24V6H22V5H20L21 3L20 2H18ZM25 3H27V2H25ZM89 3V4H88ZM8 4V3H7ZM47 5H44V7L47 9V10H49V11H46V13H43L44 14V16H46V14H47V17H48V19L51 21H49L50 23H52V21L54 22V23H52L51 25H50V27H57V25H56V22H58V20H57V18H59V15H57V14H59V10H57V7H55L54 6V4H53V1L52 0H48V2L46 3ZM80 4V5H79ZM114 4V5H113ZM195 4V5H194ZM199 6H198V5ZM25 5V4H24ZM27 5H28V3H27ZM48 5H49V7H51L52 6V9L51 8H49L48 7ZM82 5V6H81ZM92 6V7H89V6ZM193 5V6H192ZM67 6H69L68 8H67ZM79 6H81V7H79ZM85 6V7H84ZM89 7V8H91L90 10H87L86 11V9H87V7ZM99 6V5H98ZM194 6H196V9L194 8ZM20 7V9H18ZM23 7V8H22ZM25 7H26V5H25ZM54 7V8H53ZM65 7L67 8V9H65ZM94 7V8H93ZM21 8L22 9H24V11L23 10H21ZM80 8H81V10H80ZM84 8H85V10H84ZM88 8V9H89ZM83 9V10H82ZM93 9L95 10L94 12H96V14H98L99 13V15H101L102 17H103V19L102 20H100L99 21V19H101L100 17L101 16H99V17H97L96 15H92V12H93ZM109 9H111V11L109 10ZM189 9V14H190V12H191V10ZM54 11V12H52V11ZM68 10V11H67ZM92 10V11H91ZM26 11V12H25ZM57 11V12H56ZM73 11H75L74 13H72ZM129 11V16L131 15V17H129V16H127L126 14H127V12ZM194 11H196V12H194ZM26 14H25V13ZM48 12L51 14L50 15V17L48 16L49 14H48ZM66 12V13H65ZM86 14L87 12H88V16H87V14L85 15L84 13ZM91 12V13H90ZM194 12V13H193ZM35 13V14H34ZM17 14L18 13H16V16H17ZM32 14V15H31ZM64 14V15H63ZM72 14H73V16H72ZM21 15V14H20ZM19 14H18V17L20 16ZM35 15V16H36ZM83 15H84V17H83ZM92 16V17H90V16ZM35 16H33V19L35 18ZM72 16V17H71ZM86 16V17H85ZM105 16V17H104ZM37 17V16H36ZM42 17H43V15H42ZM42 17L41 18H38V19H41L42 20ZM75 17H79V19L80 20H78V18H75ZM81 17V18H80ZM107 17V18H106ZM112 17V18H111ZM20 18H21V16L19 17V20H20ZM46 17H44V19H45ZM53 18H56V19H54L53 20ZM64 18H62V19H64ZM84 18H87V19H84ZM94 18H96L97 19V24L96 23H94L95 22V20L96 19H94ZM133 18H134V20H133ZM191 18V19H190ZM16 19H17V17H16ZM31 19V18H30ZM30 19L28 20V21H30ZM43 19V20H44ZM72 19V20H71ZM90 19V20H89ZM116 19V20H115ZM118 19V20H117ZM198 19V18H197ZM18 20V19H17ZM25 22H26V20L25 19H23ZM42 20V21H43ZM46 20V19H45ZM57 20V21H56ZM65 20V19H64ZM81 20H84V21H81ZM94 22H93V21ZM120 20V21H119ZM136 20V21H135ZM187 20H185V22H189V21H187ZM195 20V21H194ZM81 21V22H80ZM89 22V21H91V22H93V23H88V25H87V23L86 22ZM104 23H103V22ZM23 22V21H22ZM30 22H32V21H30ZM80 22V23H79ZM100 22H102L101 24H99ZM195 22V23H194ZM28 23V22H27ZM44 23H45V21H44ZM23 24H26V23H23ZM31 24H34V23H31ZM49 23H47V25H48ZM76 24V25H75ZM91 24V25H90ZM95 25V26H93V25ZM99 24V25H98ZM107 25V27L108 28H106V25ZM45 25H46V23H45ZM97 25V26H96ZM100 25H102L103 27H104V30H105V28H106V31L104 32V30H103V27L102 26H100ZM73 26V27H72ZM88 26V27H87ZM91 26H93V27H91ZM99 26H100V28H102L101 30H103V31H101L100 32V29H99ZM91 27V28H90ZM98 27V28H97ZM134 27V28H133ZM184 27V28H183ZM195 27V26H194ZM3 28V27H2ZM5 29H3V30H8L7 29V27H4ZM82 28V29H81ZM88 28V29H87ZM90 28V29H89ZM108 29V30H107ZM81 30L83 31V32H81ZM20 31H22V30H20ZM76 31V32H75ZM127 31V32H126ZM131 31H132V33H131ZM153 31V30H152ZM8 32L10 33L11 32V30H8ZM19 32V31H18ZM37 32V30L35 31V33ZM130 32V33H129ZM134 32V33H133ZM106 33H108V35H109V37H110V39H108V37H106V36H108ZM121 33V34H120ZM180 33V34H179ZM181 33H183V34H181ZM15 34V33H14ZM20 33H18V34H16V36L17 35H19ZM35 35V34H34ZM104 35H105V37H104ZM124 35V36H123ZM126 35V36H125ZM130 35V36H129ZM173 35V36H172ZM15 36V35H14ZM100 36V37H99ZM151 36V37H150ZM156 36V37H155ZM36 37V36H35ZM35 37H33V39L35 38ZM130 37H135L134 39H132V38H130ZM142 37V36H141ZM147 37H149V38H147ZM153 37V38H152ZM175 37V38H174ZM19 38V37H18ZM38 38V37H37ZM36 38V39H37ZM60 40L61 39H63V38H61V37H58ZM57 38V39H58ZM168 38V39H167ZM141 39V38H140ZM153 39V43L151 42V40ZM171 39V40H170ZM174 39V40H173ZM100 40V41H99ZM104 40V41H103ZM146 40V41H145ZM150 40V41H149ZM176 40V41H175ZM3 40L2 39H0V43H3L2 42ZM58 42H59V40H57ZM57 41H56V45L55 44H53L54 46L52 47V45H49V46H51L52 47V49H54V48H56L57 47V45H58V43H57ZM144 41L146 42V44L144 43ZM169 41V42H168ZM175 42V44H174V42ZM178 41V42H177ZM101 42V43H100ZM149 42L151 43V44H149ZM7 43V44H6ZM6 43H4V45H9L10 43V45H12L13 43L12 42H6ZM15 43V42H14ZM60 43H61V41H60ZM102 43H104V44H102ZM172 43V44H171ZM166 44H167V46H166ZM3 44H0V47L2 46ZM3 45V46H4ZM18 45V44H17ZM16 45V46H17ZM35 45H37L38 46V48H40V47H42L40 44L38 45V44H35ZM60 45V44H59ZM75 45V44H74ZM80 45V46H81ZM104 45V46H103ZM107 47H106V46ZM141 45V46H140ZM151 45V46H150ZM162 45V47H160ZM174 45H176V46H174ZM2 46V47H3ZM25 46H27L28 47V50L30 51V49H31V51L33 52H35V50H32V49H35V46L34 45H27L26 43L24 44V46L23 47H25ZM62 46V45H61ZM144 46V47H143ZM156 46V47H155ZM1 47V48H2ZM13 47H15L14 46V44H13ZM21 47H22V45H21ZM19 48V50L20 49H22V48ZM43 47H46V45H44ZM63 47V46H62ZM66 47V46H65ZM67 47H66V49H67ZM117 47V48H116ZM143 47V48H142ZM152 47V48H151ZM167 47V48H166ZM172 47V48H171ZM4 48V47H3ZM2 48V49H3ZM17 49H18V47H16ZM16 48H13V56L15 57V55L16 56H18L17 55V53L18 54H20V52H19V50H18V52H17V49ZM47 48V47H46ZM59 47H57V49H55L56 51H58L59 49H62V48H59ZM14 49H16V51L14 50ZM37 49V48H36ZM43 50H47V49H44V48H42ZM52 49H50V50H52ZM68 49H67V51H68ZM108 49V50H107ZM122 49H124L125 51L126 50H133V53L132 54H129V53H131V52H118L117 50H122ZM49 49L47 50V51H50ZM97 50H99V51H97ZM1 51V50H0ZM23 51V50H22ZM46 51V52H47ZM63 52L65 51L64 50V47H63V50H62ZM101 51V52H100ZM171 51V52H170ZM17 52V53H16ZM26 52V51H25ZM43 52V51H42ZM52 52H53V50H52ZM59 52H60V50H59ZM62 52V54H64ZM99 54H101V55H99ZM180 52V53H179ZM45 53V52H44ZM53 53H55V54H51L50 56H52V55H54V56H59V55H61L62 56V54H59L58 53V55H56V53L57 52H53ZM65 53H66V51H65ZM67 53H69V56H71L72 54H74L72 51L70 52V50H69V52H67ZM66 53V54H67ZM71 53V54H70ZM15 54V55H14ZM66 54H64V56H66L67 58L69 57V56H67ZM76 54V55H75ZM74 55H73V57H69L70 59H72V61L73 60H75V64H77L76 65V67L78 66V67H82V65H86V63L84 64V63H82V62H87V61H89L90 62V59H87V57L85 56L86 54L85 53H80V52H77V53H75ZM180 54V55H179ZM31 55V54H30ZM128 55V56H127ZM130 55V56H129ZM138 55V56H137ZM177 55V56H176ZM22 56V55H21ZM85 56V57H84ZM109 56V57H108ZM180 56V57H179ZM19 57H20V55H19ZM18 57V58H19ZM41 56H39V57H37L38 59L40 58ZM44 57V56H43ZM53 57V56H52ZM56 57H54L53 59H55ZM60 57V56H59ZM66 57H64V61L66 62L67 61V58ZM78 59V61H79V63L80 64H78V61L76 60V58ZM127 57V58H126ZM182 57V58H181ZM42 58V57H41ZM58 58V57H57ZM65 58H66V60H65ZM111 58V59H110ZM125 58V59H124ZM129 58V59H128ZM131 58V59H130ZM138 58V59H137ZM183 58H184V60H183ZM59 59V58H58ZM61 59V58H60ZM93 59V58H92ZM128 59V60H127ZM133 59V60H132ZM137 59V60H136ZM180 59H182V60H180ZM81 60V61H80ZM95 60V59H94ZM53 61V60H52ZM55 61V60H54ZM56 61H58L57 59H56ZM60 61V60H59ZM58 61V62H59ZM62 61V60H61ZM122 61V62H121ZM15 62V61H14ZM63 62V61H62ZM64 62V63H65ZM77 62V63H76ZM109 62H111V64L109 63ZM127 62V63H126ZM183 62V63H182ZM56 63V62H55ZM64 63H62L63 64V66L66 64H64ZM82 63V64H81ZM115 63L117 64L118 63V67L115 65ZM59 64H61V62L59 63ZM59 64H58V66H59ZM61 64V65H62ZM121 64V65H120ZM185 64V65H184ZM16 65V64H15ZM55 65H57V63L55 64ZM81 65V66H80ZM162 66V67H159V66ZM32 66H34V65H32ZM62 66V70L60 69V71H62L63 72V69L65 68V67H63ZM66 66V65H65ZM100 68H99V67ZM111 66V67H110ZM117 68H116V67ZM165 66V67H164ZM16 67V66H15ZM15 67H14V72L18 69H15ZM27 67V68H26ZM31 67V66H30ZM37 67V68H36ZM95 67V66H94ZM156 67H158V68H160L159 69V72H158V70H156V69H158V68H155ZM25 68V69H24ZM33 68H35V69H33ZM114 68V69H113ZM154 70H153V69ZM39 68H38V66H35V67H32L31 69H29V66H25V67H23V70L22 71H24V70H27L28 71V73L30 72H33V73H35V74H33V73H27L26 71H24V72H26V73H24V72H22L23 73V75L25 74V75H27V77L29 78H31L32 80L33 79H38L37 77L39 76V75H36V72H38L39 70H38ZM56 69V68H55ZM102 69V70H101ZM21 70V69H20ZM20 70H18L17 72H15V73H17L16 75H18L19 76V74L21 75L22 73H20ZM37 70V71H36ZM57 70V69H56ZM78 70V69H77ZM58 72H59V70H57ZM115 73H114V72ZM121 71V72H120ZM151 71V73H149ZM65 72V71H64ZM63 72V73H64ZM118 72H120V74H119V76L120 75H122L123 76V78H120L117 74H118ZM156 74H154V73ZM61 73V72H60ZM59 73V74H60ZM62 73V74H63ZM114 73V74H113ZM162 73V74H161ZM62 74H60L61 75V77H62ZM150 74H151V76H150ZM15 75V74H14ZM23 75H21V76H23ZM82 75V76H81ZM84 75V73H80L79 74V78H81L82 79V77H84L83 76ZM117 75V76H116ZM148 75V76H147ZM155 75V76H154ZM183 76V80H181V77ZM71 76H72V74H71ZM70 75H67V77L66 78H69V77H71ZM114 78H113V77ZM24 77V76H23ZM22 77V78H23ZM35 77V78H34ZM59 77V76H58ZM96 77H98V78H100L99 80L102 82L103 81V83L101 84L100 82H99V80H98V78H97V82H96ZM101 77H103V78H101ZM115 77H119V80L121 79V81H125L124 83L125 84H122L121 83V85H119L118 83L117 84H115L114 83V81H115ZM153 77V78H152ZM25 78V77H24ZM27 78V79H28ZM74 77L72 76V78L70 79H67V80H71V81H67L68 83H66V85L65 86H63L64 88H65V90L63 91V92H68L66 89H67V85L71 82H73V79ZM79 78L77 79V81H79ZM149 78H150V80H152L153 81V84L155 83L156 84V86H157V88L159 89V93H158V89L157 88H154V87H156L155 85H152L150 82H149ZM152 78V79H151ZM28 80V81H30V82H34V81H32V80ZM55 80V82H56V80H59L60 78H54ZM103 79V80H102ZM107 79V80H106ZM123 79V80H122ZM148 79V80H147ZM61 80H62V78H61ZM24 81H26V80H24ZM28 81H26L27 83H29ZM113 81V82H112ZM146 81H147V84H146ZM180 81V82H179ZM54 82V83H55ZM58 82H61V81H58ZM58 82H56V83H58ZM116 82V81H115ZM120 82V81H119ZM171 82H173L172 84H171ZM27 83H25V84H27ZM31 83V84H32ZM49 83V82H48ZM48 83H45V84H48ZM56 83H55V86H56ZM81 83V82H80ZM84 83V85H85V82H83L82 81V84ZM96 83V84H95ZM150 83V84H149ZM30 84V83H29ZM28 84V85H29ZM30 84V88L29 89H31L32 87V85ZM51 84V83H50ZM50 84H48V85H46L47 87L49 86V88H51V86H53L54 88H55V86H54V84H52V85H50ZM62 84V83H61ZM64 84H65V81H64ZM81 84V85H82ZM115 84V86H117L118 85V90H117V88L115 87V86H113ZM172 86H171V85ZM44 85V84H43ZM63 85V84H62ZM84 85H82V86H84ZM105 85H104V87H105ZM111 85H112V87L113 88H116L115 89V91L117 90V92H116V94H115V92H114V90L113 89H111L112 87H111ZM150 85H152V87H151V90H150V92H148L149 90H147V88L149 87L150 88ZM45 86V87H46ZM61 86V85H60ZM78 87V88H81V89H83L84 87ZM98 86V85H97ZM122 86V87H121ZM170 86V87H169ZM176 86H180L178 89L176 88ZM57 87V86H56ZM111 87V88H110ZM176 89H175V88ZM27 88H28V86H27ZM154 88V90H152ZM172 88V89H171ZM180 88H181V91H180ZM80 89V91H82L83 92V90H81ZM156 89H157V91H156ZM160 89H162V90H160ZM170 89V90H169ZM174 89H175V91H174ZM57 90V89H56ZM85 90V89H84ZM93 90H94V92L97 90L96 88H93ZM107 90H108V92H107ZM111 90V91H110ZM112 90H113V92H112ZM147 90V91H146ZM177 90H179V91H177ZM50 91H53L52 89L50 90ZM79 91V89H78V92H80ZM119 91V92H118ZM152 91H154V92H152ZM155 91L157 92L156 94L158 95V98H161V99H158V101H156V99H157V95L155 96ZM160 91H162V92H160ZM34 92H39V91H34ZM109 92H111L110 94H109ZM148 92V93H147ZM171 92H173V95L171 94ZM177 92H180L179 93V98H180V96H181V98H182V96H183V99H179L178 100V96H175L174 94H177L178 95V93ZM117 93H118V95H117ZM151 93H153V94H151ZM160 93H161V95H160ZM68 94V93H67ZM66 94V95H67ZM113 94H115V95H117L119 98L122 96L124 99H120V100H117V98H115V97H117V96H113ZM122 94V95H121ZM126 94V95H125ZM153 95V96H151V95ZM204 94H206L207 95V93L206 92H204ZM203 93H202V95L203 96H205ZM121 95V96H120ZM160 95V96H159ZM127 96V97H126ZM172 96H173V100L171 99L172 98ZM175 96V97H174ZM121 97V98H122ZM113 98V99H112ZM118 98V99H119ZM186 98H187V101H185L184 102V100H186ZM113 101H112V100ZM173 101H171V100ZM175 99H177L176 101H175ZM65 100H66V98H65ZM128 100V101H127ZM159 100H160V102L161 101H165L168 105H171L172 103L174 104H172L170 107H171V109H170V107L169 106H165V105H167V104H165V102L163 103H160L159 102ZM169 100V101H168ZM125 101L127 102V103H125ZM168 101V102H167ZM178 101V102H177ZM182 103H181V102ZM20 102V101H19ZM33 102V101H32ZM35 102V101H34ZM36 102H38V101H36ZM39 102H41V101H39ZM66 102L68 103V100H66ZM97 102V101H96ZM99 102H102L100 105H99ZM169 102H172L171 104L169 103ZM187 102V103H186ZM18 103V102H17ZM30 103V102H29ZM28 103V104H29ZM107 103V104H106ZM114 103V104H113ZM124 103V104H123ZM155 103V104H154ZM179 103H181V104H179ZM186 103V104H185ZM23 104V103H22ZM27 103H25V105H26ZM36 103H34V105H35ZM178 104V105H177ZM19 105V104H18ZM33 105V104H32ZM97 105V106H96ZM103 105H104V109H103ZM110 107H109V106ZM112 105V106H111ZM114 105V106H113ZM185 105V107L182 109V107ZM205 105V106H204ZM23 106V105H22ZM37 105H35V107H36ZM41 106V105H40ZM68 106H69V109H71V107H70V104H68ZM100 106V107H99ZM116 106H118L119 108H121V110H120V112H123V110H124V114H123V116L120 118V120L119 119H116V117L118 118V116H120V115H116V117L115 118H113V116H115V114L112 116V118H111V116L109 117V114L108 113H111V110L110 109H112V110H114V111H116L115 110V108H113V107H116ZM125 106V107H124ZM154 106H156V107H154ZM176 106V108H178L177 106H179V109H174L173 107H175ZM24 107V106H23ZM28 107V106H27ZM26 107V109H28ZM33 108H34V106H32ZM39 107V106H38ZM42 108H44V106L42 105L41 106ZM97 107V108H96ZM108 107L110 108V109H108ZM112 107V108H111ZM131 107V108H130ZM166 107H168V108H166ZM45 108H47V107H45ZM94 108V109H93ZM100 108V109H99ZM117 108V107H116ZM149 108V109H148ZM152 108H154V109H156V110H153ZM16 109L17 110H13L14 112V114L16 113V112H18L19 114L20 113H22V112H24V111H22L21 109H18L17 107H16ZM25 109V110H26ZM48 109V108H47ZM87 111H86V110ZM137 109V110H136ZM180 109H182L181 110V112H180ZM208 109V110H209ZM32 110V109H31ZM37 110H38V108H37ZM110 110V111H109ZM117 110H118V108H117ZM153 110V111H152ZM175 110V111H174ZM177 110H179L178 112H177ZM207 110V111H208ZM33 111H35L34 109H33ZM82 111H83V109H82ZM108 111V112H107ZM126 111V112H125ZM171 111H174L173 113H171ZM187 113H186V112ZM38 112H40V111H37V113ZM63 112H65V110L63 111ZM71 112H73V111H71ZM70 112V113H71ZM104 112V113H103ZM118 114H121L122 115V113H120L119 111H116ZM175 112H177L176 113V115H175ZM180 112V113H179ZM194 112V113H193ZM74 113V112H73ZM81 114V116H80V114ZM179 113V114H178ZM72 114V113H71ZM113 114V113H112ZM127 116H126V115ZM170 114V115H169ZM171 114H172V116H171ZM180 114H184V115H181L180 116ZM64 115V114H63ZM73 115V114H72ZM94 115H96V114H94ZM106 115H108V116H106ZM15 116H16V114H15ZM34 117L36 116V115H33ZM43 116V117H42ZM66 116V115H65ZM69 116H71V115H69ZM103 116V117H104ZM171 116V117H170ZM184 116V117H183ZM186 116H187V118H186ZM79 117V118H78ZM95 117V116H94ZM97 117H95L94 119L96 120V119H98L99 120V118H97ZM104 117V118H105ZM131 117V118H130ZM182 117V118H181ZM25 118V117H24ZM29 118V117H28ZM30 118L31 119H33L32 118V116H30ZM29 118V119H30ZM83 118H85V120L86 121H88L87 123H86V121L84 122V119ZM104 118H100L101 120H99V121H101L100 123H102L103 124V122H105V121H103L102 119H104ZM105 118V119H106ZM112 120H111V119ZM124 118V119H123ZM17 119V118H16ZM26 119V118H25ZM45 119H43V121L45 120ZM108 119H109V121H108ZM153 119H155V122H153L154 120ZM179 119V120H178ZM183 119V120H182ZM186 119V120H185ZM190 119V120H189ZM197 119V120H196ZM37 120H35L36 122H38ZM98 120H96V121H98ZM174 120V121H173ZM1 121V120H0ZM45 121V122H46ZM58 121V122H57ZM65 121H67V123H70L71 121L72 122H74V123H76V124H72V126L73 127H75V128H73L72 130H74V131H72L71 132V123L70 124H68V125H70L71 127H67L66 125V122ZM70 121V122H69ZM94 121V120H93ZM98 121V122H99ZM181 121H183V122H181ZM30 122V121H29ZM33 123H34V121H32ZM64 122H65V124L66 125H61L60 123H62V124H64ZM95 122V121H94ZM98 122H96V123H98ZM31 123V122H30ZM30 123H28L27 122V124L29 125V126H33V125H36L35 123L32 125V123H31V125H30ZM59 123V124H58ZM117 123V124H116ZM124 124L123 125V127H122V125H119V124ZM127 123V124H126ZM168 123V124H167ZM181 123V124H180ZM22 124H23V122H22ZM44 124H46V123H44ZM89 124V123H88ZM126 124V125H125ZM204 126H203V125ZM39 125L41 126L42 125V127H39ZM55 127H54V126ZM60 125V126H59ZM115 125H116V127H115ZM57 126V127H56ZM59 126V127H58ZM64 126H66V127H64ZM77 126V127H76ZM86 126V125H85ZM201 126H198V127H201ZM22 127V126H21ZM25 127V126H24ZM28 127V126H27ZM45 127H46V125H45ZM44 127V128H45ZM87 127V126H86ZM132 127V128H131ZM176 127V128H175ZM181 127V128H180ZM35 127H34V129H36ZM63 128V129H62ZM68 129L69 131H70V135H69V133H67L68 135H69V137H67L68 135L66 134V135H64V134H60V133H62V131L61 130H64V129ZM130 128V129H129ZM197 128V129H196ZM24 129H26V128H24ZM34 129H32V130H34ZM36 129V130H37ZM66 129V130H67ZM80 130H82L81 128H79ZM180 129V130H179ZM189 129V130H188ZM31 130V131H32ZM35 130V131H36ZM46 130V132H44ZM49 130V131H48ZM51 130V131H50ZM54 132H53V131ZM57 130V131H56ZM61 131V132H59V131ZM84 130H86L85 128H84ZM132 130V131H131ZM168 130V131H167ZM193 130L195 131V130H197V131H195L194 133H193ZM34 131V133H37L38 132V130H37V132H35ZM69 131H67V132H69ZM83 131V130H82ZM115 131V130H114ZM115 131V133H117ZM199 131H200V133H199ZM33 132V131H32ZM57 132H59V134H56ZM64 132V131H63ZM86 132H87V130H86ZM196 132H198V133H196ZM24 133V132H23ZM26 133H27V131H26ZM25 133V134H26ZM41 133V134H40ZM47 134L48 135V137H47V135H46V138H43V136L45 137V135L44 134ZM78 133H81L82 134V136H83V132H78ZM121 133V134H120ZM130 133V134H129ZM170 133H171V135H170ZM173 133V134H172ZM86 134V133H85ZM84 134V136H83V139H84V137H86V135ZM29 135H31V132L29 133ZM28 135V136H29ZM43 135V136H42ZM59 135V136H58ZM80 135V134H79ZM121 135V136H120ZM176 138H174L173 136ZM195 136V138H194V136ZM32 136V135H31ZM42 136V137H41ZM95 136V135H94ZM93 136V137H94ZM172 136V137H171ZM66 137V138H65ZM72 137L75 139L77 136H75V135H72ZM81 137V136H80ZM92 137V138H93ZM96 137L99 139H97V140H95L94 139V141H95V143H96V141H100L101 139L100 138H103L104 136H102V137H100V136H97L96 135ZM159 137V138H158ZM161 137V138H160ZM20 138H21V136H20ZM26 138V137H25ZM41 138H43V139H41ZM60 138V139H59ZM87 138H89L88 137V134H87ZM173 138H174V140L176 141V143H175V141L173 140ZM27 139V138H26ZM77 139V138H76ZM81 139V140H80ZM171 139H172V141H171ZM194 139V140H193ZM33 140V139H32ZM37 140L35 141L36 143H39L40 141H38L37 142ZM50 140V141H51ZM58 140V141H57ZM90 139H88L87 141H85V142H88ZM142 140H144L143 141V143L141 142ZM161 140V141H160ZM193 140V141H192ZM21 141H27V140H25V139H23V140H21L20 139V141L19 142H21ZM30 141H31V139H30ZM29 141V142H30ZM50 141H48V143L50 142ZM148 141H150V144H151V142H154V144L152 145L151 144V147H150V144H147L148 143ZM160 141V142H159ZM194 142V143H192V142ZM28 142V141H27ZM25 143V144H28V143ZM47 142V141H46ZM52 142V141H51ZM59 142V143H58ZM91 142V141H90ZM92 142H93V140H92ZM141 142V143H140ZM145 142V143H144ZM171 142H172V144H171ZM174 142V143H173ZM34 143V142H33ZM58 143V144H57ZM89 143V142H88ZM87 143V144H88ZM100 143V142H99ZM99 143H96L97 144V146H99L98 144ZM139 143H140V145H139ZM167 145H166V144ZM184 143V144H183ZM192 143V144H191ZM20 144H22V143H20ZM20 144H19V146H20ZM25 144H23V145H25ZM30 144H31V142H30ZM51 144V143H50ZM50 144H48V145H50ZM53 144V143H52ZM51 144V145H52ZM59 144H62V145H59ZM85 144V145H84ZM91 144V143H90ZM90 144H88V145H90ZM96 144H94V146H93V151H94V147L96 146ZM139 146H138V145ZM190 144V145H189ZM23 145H22V147H23ZM31 145H33V144H31ZM31 145H29V146H31ZM43 145V146H42ZM47 145V146H48ZM69 145V146H68ZM79 145V144H78ZM87 145V146H88ZM105 147H104V146ZM110 147H109V146ZM112 145V144H111ZM166 145V146H165ZM173 145V146H172ZM185 147H184V146ZM26 146V145H25ZM25 146H24V148H25ZM62 148H61V147ZM64 146V147H63ZM68 146V147H67ZM97 146H96V148H97ZM108 146V147H107ZM154 147V149H156L155 151H157V152H155L154 150H152L153 149V147ZM165 146V147H164ZM190 146H192V147H190ZM27 147V150L28 149H30L28 146H26ZM107 147V148H106ZM117 147V148H116ZM118 147H120V148H118ZM138 147V148H137ZM143 147H144V145H143ZM147 147H146V149H147ZM162 147V148H161ZM167 147V148H166ZM182 149H181V148ZM18 148H20V147H18ZM23 148V150L22 151H26V148L24 149ZM48 148H49V146H48ZM47 148V149H48ZM81 148V149H82ZM83 148V149H84ZM104 148V149H103ZM115 148V149H114ZM145 148V147H144ZM191 148V149H190ZM21 149V148H20ZM58 149V151H60ZM88 149V151H86ZM90 149V150H89ZM189 149V150H188ZM73 150H76L75 152L73 151ZM107 150V151H106ZM138 150H140V151H138ZM163 150V151H162ZM24 151V152H25ZM29 152H30V150H28ZM72 151V152H71ZM125 151V152H124ZM149 151V152H148ZM153 151H154V153H153ZM159 151V152H158ZM180 151V152H179ZM182 151V152H181ZM185 151H187V152H185ZM27 152V151H26ZM33 152V151H32ZM40 152H41V156H40ZM47 152V153H46ZM69 152V153H68ZM95 152V151H94ZM97 152H99V150H97ZM109 153V152H111V154H112V156L110 155V153H109V157H108V154L107 153ZM138 152V153H137ZM142 152H144V153H142ZM170 152V153H169ZM34 153V152H33ZM42 153H46V155H44V156H46L44 159H42V160H40V157H42ZM60 153V154H61ZM65 153H67V154H70V156H71V158L69 159V157L70 156H68V158H65ZM136 153V155H134ZM149 153V154H148ZM150 153L151 154H154V155H152V157L154 158H152L151 157V155H150ZM156 153V154H155ZM162 155H161V154ZM164 153V154H163ZM169 155H167V154ZM180 153H183V154H180ZM187 153V154H186ZM189 153V154H190ZM21 154V153H20ZM23 154V153H22ZM90 154V153H89ZM101 154V156H103L102 158L99 156ZM107 154V155H106ZM143 154V155H142ZM180 154V155H179ZM27 155H29V153L27 152ZM27 155H25L24 154V156H26L25 158H26V160H27ZM48 155V156H47ZM76 155V154H75ZM106 155V156H105ZM150 155V156H149ZM165 155V156H164ZM40 156V157H39ZM66 156V157H67ZM99 157V158H97V157ZM128 156V157H127ZM130 156V157H129ZM134 156H135V158H134ZM137 156V157H136ZM158 157V159H157V157ZM181 156H183V158H181ZM20 157H22L21 155H20ZM31 157V156H30ZM107 157H108V160H105V158L107 159ZM112 157V158H111ZM124 157V158H123ZM166 157L168 158V159H166ZM23 158V157H22ZM34 158H36V157H34ZM56 160H55V159ZM82 158H84V157H82ZM104 158V159H103ZM110 158V159H109ZM129 158H131V159H129ZM161 158V159H160ZM180 158V159H179ZM51 159V160H50ZM90 159V160H89ZM99 161H98V160ZM104 160V161H102V160ZM127 159H129V163L127 162ZM142 159H143V157H140V158H138V160L140 161V162H144V161H142ZM155 159H157V160H155ZM184 159L186 160V161H184ZM14 160H15V158H14ZM16 160H18V159H16ZM19 160L22 162V160H23V162L22 163H27V161L25 162V159L23 158V159H21V158H19ZM29 160H31V158H29ZM59 160V161H58ZM81 160V159H80ZM166 160H168V162L166 161ZM182 160V162L181 163H179L180 161ZM55 161V162H54ZM98 161V162H97ZM125 161V162H124ZM131 161V162H130ZM132 161H134V162H136V163H133ZM54 162V163H53ZM127 162V163H126ZM152 162H153V165L156 167V168H153L151 165H152ZM166 162V163H165ZM12 163V162H11ZM55 163V164H56ZM98 163L100 164H105V163H107V164H105L104 165V168L106 167V166H108V167H106L104 170H102L103 169V164H102V166H98ZM125 163L127 164V165H131V163L132 164H136V165H134V167L136 168H134V167H132V166H127L126 165V167L125 168H128V170L129 169H135V171L134 170H131V171H129V172H127V170L125 169L124 170V168H122L124 165H125ZM150 163H151V165H150ZM156 163V164H155ZM161 163V164H160ZM165 163V164H164ZM182 163H184V165L182 164ZM54 164V165H55ZM71 164V165H70ZM78 164H80V163H78ZM77 164V165H78ZM100 164V165H101ZM117 164V165H116ZM121 164V165H120ZM122 164H123V166H122ZM141 164V163H140ZM184 166L183 168L186 170V168H189V169H187L188 171H184V169H182L181 170V166L182 165ZM189 165V167H187V165ZM60 165V166H59ZM142 165H144V164H142ZM158 165V166H157ZM55 166H57V164L55 165ZM66 166V167H65ZM74 166V167H73ZM97 166H98V168L99 169H101V167H102V169H101V171L104 173H102L100 170V172H98V168H97ZM161 166H162V168H161ZM165 166V167H164ZM186 166V167H185ZM87 167V168H86ZM132 167V168H131ZM152 169H151V168ZM167 167H169V168H167ZM66 168V169H65ZM75 168V169H74ZM97 168V169H96ZM163 168H166L167 169V173L170 171V173H168V174H166V173H164L165 175H166V177L167 176H169V177H167L168 179H171V181L169 182L168 181V179L165 177V175L162 173V172H164V170L165 169H163ZM74 169V170H73ZM79 169V170H78ZM89 169H91L90 171H89ZM150 169H151V171H150ZM156 169V171H154ZM159 171H158V170ZM160 169H162V171L160 170ZM193 169V168H192ZM192 169H190V170H192ZM123 170L125 171V172H123ZM62 171V172H63ZM154 171V172H153ZM180 171H182V173L180 172ZM85 172V174H82V173H84ZM94 172V173H93ZM97 172V173H96ZM106 172V173H105ZM150 172V173H149ZM151 172H152V174H151ZM162 173L163 175H164V179L161 177V176H163V175H161V174H159V173ZM174 172V173H173ZM73 173V174H72ZM81 175H80V174ZM93 173V174H92ZM103 175H102V174ZM183 173H184V175H183ZM188 173V174H189ZM63 175V177H62V181H64V179L65 180H67L66 179V174H65V172L64 173H62ZM90 174H91V176H90ZM94 174H95V176H94ZM97 174H98V176L100 175L101 176V179H100V176L98 177L97 176ZM113 174V175H112ZM129 176H128V175ZM155 174V175H156ZM171 176H170V175ZM68 175V176H69ZM93 175V176H92ZM136 175L138 176V174L136 173ZM6 176H10L9 178H11V181L12 180H16V182L19 180V179H16V178H13L15 175H9V173H6ZM13 176V177H12ZM74 176V177H73ZM81 176H83L82 178H80ZM84 176H86L87 178V180L88 181H86V179L84 178ZM102 176H104V177H102ZM107 176V177H106ZM125 176V177H124ZM154 178H153V177ZM17 177V176H16ZM161 177V178H160ZM186 177V178H185ZM187 177H188V175L187 176H184V178H183V180L185 179H187ZM13 178V179H12ZM19 178V177H18ZM84 178V179H83ZM94 178V179H93ZM121 178V179H120ZM178 178V179H177ZM91 179H92V182L96 185V187L95 186H93V184H92V182H91ZM126 179V180H125ZM129 179H130V181H129ZM177 179V180H176ZM182 178H181V176H180V179L179 180H181ZM81 180V181H80ZM95 180H97V183H96V181ZM9 182V181H1L0 183H3V184H1L2 186H0V188H4L5 186V184H4V182H8V183H12V182ZM61 181V182H62ZM68 181H69V179H68ZM67 181V182H68ZM71 181V180H70ZM85 181V182H84ZM90 181V182H89ZM118 183H117V182ZM145 181V180H144ZM147 181H146V183H147ZM148 181V182H149ZM14 182V181H13ZM65 182V181H64ZM63 182V183H64ZM87 182H89L90 184H92L91 186H90V184L89 183H87ZM128 182V183H127ZM152 182L153 181H151V184H152ZM153 182V183H154ZM169 182V183H168ZM178 182V183H177ZM8 183H7V185H8ZM168 183V184H167ZM60 184H62V183H60ZM59 184V185H60ZM67 184V183H66ZM75 184V183H74ZM74 184H72V185H74ZM79 184V185H78ZM137 184V183H136ZM167 184V185H166ZM178 184V185H177ZM58 185V187H57V190H56V193H58V191L60 190V191H62V189H60V186ZM89 185V186H88ZM163 185V186H162ZM4 186V187H3ZM12 186V185H11ZM10 186V187H11ZM62 186V185H61ZM93 186V187H92ZM113 186V187H112ZM124 186V187H123ZM137 186H138V184H137ZM178 186H180L179 188H178ZM9 187V186H8ZM63 187V186H62ZM61 187V188H62ZM87 187V188H86ZM92 187V188H91ZM7 188V187H6ZM11 188H13V187H11ZM122 188H123V190H122ZM179 190H178V189ZM59 189V190H58ZM111 189V190H110ZM119 189V190H118ZM128 189V190H127ZM1 190V189H0ZM3 190V189H2ZM11 189H9V191H10ZM82 192H81V191ZM94 190V191H93ZM121 190V191H120ZM135 190H137V191H135ZM166 190V189H165ZM81 192V193H80ZM91 192V193H90ZM97 192V193H96ZM139 192V191H138ZM151 192V191H150ZM170 192V193H169ZM0 193H1V191H0ZM6 193V192H5ZM4 193V194H5ZM83 193H84V195H83ZM117 193V194H116ZM119 193V194H118ZM136 193V194H135ZM152 193V192H151ZM180 193V194H181ZM77 194V195H76ZM124 194V195H123ZM138 194V195H137ZM83 196V197H82ZM136 196L137 197H139V199L140 200H138V198H136ZM67 197V198H66ZM176 197V198H175ZM193 196H191V200L193 199L192 198ZM51 198V197H50ZM76 198V199H75ZM86 198V199H85ZM89 198V199H88ZM91 198V199H90ZM135 198H136V200H135ZM150 198V197H149ZM46 200L47 199H49L48 197L47 198H45ZM84 199V200H83ZM148 200L147 202L145 201V200ZM173 199V198H172ZM82 200V201H81ZM87 200V201H86ZM141 200H143L144 202H142ZM53 201V202H52ZM57 201H60L58 204H57ZM67 201V202H66ZM146 202V203H145ZM150 202V201H149ZM190 201L188 200L186 203H184V209H186L187 211H189L188 213V215H189V218H187V221H186V225L188 226H186L185 228L189 231H187V234H189V233H191L190 234V239H191V241H190V239H189V241H190V247H192L191 249H193L192 250V252H193V256L195 257L194 258V261H193V257L192 258H190V259H187V261H186V263L188 262V264H191L192 262H191V260L194 262V264H199V263H201V264H209L210 262H209V256L208 255H210V252H211V250H212V248H211V245H209V243L211 244V242L209 241V240H211V239H209L210 237H209V235H210V233H211V229H212V227L209 225L210 223H209V221H207V220H205V219H202L203 217H201V214L199 213V214H197L198 212H197V210H196V208H194L192 205H190V203H189ZM138 203V204H137ZM142 203H145L144 205L142 204ZM60 204H61V206H62V208L63 209H61V206H60ZM67 204V205H66ZM142 204V205H141ZM202 204V202H199L198 203V205L200 206ZM8 205V206H7ZM57 205V206H56ZM65 205V206H64ZM140 205H141V208H142V211H141V208H140ZM146 205V206H145ZM21 206H22V204H21ZM64 206V207H63ZM144 207V209H145V213H148V214H145L144 213V209H143V207ZM191 206V207H190ZM97 207V208H96ZM145 207H147V208H145ZM60 208V209H59ZM138 208H140V211L141 212H139V209ZM188 208V209H187ZM76 209V210H75ZM63 210V211H62ZM77 210H79V211H77ZM137 210V211H136ZM150 210V209H149ZM185 210V212H187ZM72 211V212H71ZM110 211V212H109ZM50 212V211H49ZM57 212V213H58ZM74 212V213H73ZM76 212V213H75ZM69 213H73V215L72 214H69ZM81 213V214H80ZM143 213V215H141ZM150 214V215H149ZM196 214L199 216V217H201V219H199V217L198 218H196L197 216H196ZM19 217H18V216ZM44 215V216H43ZM69 215H70V218H69ZM96 215V216H95ZM144 215H147V216H145L144 217ZM187 214H186V216H188ZM27 216H28V220H26L27 219ZM57 216V215H56ZM63 216V217H62ZM74 217V219H75V221H76V223L75 222H72V221H70V219H73V217ZM141 216V217H140ZM153 216V217H152ZM58 217V216H57ZM66 217V218H65ZM138 217V218H137ZM151 218V219H148V218ZM18 218H20V220L18 219ZM44 218V219H43ZM52 218V219H51ZM77 218V219H76ZM141 220H140V219ZM144 218V219H143ZM155 220H154V219ZM13 219H15V221H20V222H23L24 221V219L26 220V221H28V222H30V224H28L30 227L32 226H34L35 224H37V225H35V226H37V229L36 230H34V231H29V233H25V235L23 236V237H21L20 239H13L12 237H11V235L8 233V232H4V230H3V228H1L2 226H1V223L2 222H4V221H12ZM153 219V220H152ZM189 219V220H188ZM197 221H196V220ZM41 220H42V222H41ZM201 220V221H200ZM142 221H144V222H142ZM164 221V220H163ZM33 222V224L34 225H32L31 223ZM38 222V223H37ZM50 222H51V224H50ZM58 222H59V219H58ZM154 222V223H153ZM160 222V223H159ZM161 222H162V224H161ZM188 222V223H187ZM47 223V224H46ZM72 223H74V224H72ZM139 223H141V224H139ZM144 223V224H143ZM149 223V224H148ZM193 223V224H192ZM209 223V224H208ZM71 224V225H70ZM148 224V225H147ZM38 225H39V228H38ZM69 225V226H68ZM74 225V226H73ZM72 226H73V228H72ZM164 226V227H163ZM27 227V226H26ZM71 227V228H70ZM101 227V228H100ZM140 227V228H139ZM142 227V228H141ZM163 227V229L165 228V230H163V229H161ZM28 228V227H27ZM27 228H25V229H27ZM210 228V229H209ZM2 229V230H1ZM62 229H63V231H62ZM69 229V230H68ZM76 229V230H75ZM133 229V230H132ZM139 229H141L140 231L141 232H139ZM146 229V230H145ZM28 230V229H27ZM38 230V231H37ZM73 230V231H72ZM143 230H145V231H143ZM166 231V232H163L162 234H161V231ZM1 231L3 232V233H1ZM59 231V234L61 235H59L57 232ZM69 231V232H68ZM77 233H76V232ZM208 231H210V232H208ZM34 232V233H33ZM68 232V233H67ZM71 232V234H69ZM74 232H75V234H74ZM134 232H135V235L137 236H135L134 235ZM160 232V233H159ZM31 234V235H30ZM70 235V236H68V235ZM148 234H150V235H148ZM160 234V235H159ZM168 234V233H167ZM51 235V236H50ZM63 235V236H62ZM67 235V236H66ZM139 235V236H138ZM166 235V236H165ZM193 235V236H192ZM192 236V237H191ZM66 238V237H68V239L70 240H68L67 242L69 243V244H71V245H65L64 244V240L62 241V239L63 238ZM70 237V238H69ZM31 238H32V240H31ZM39 238V239H38ZM62 238V239H61ZM151 239L150 241L148 240V239ZM0 239H1V236H0ZM3 239V238H2ZM1 239V240H2ZM6 239V240H5ZM29 239V240H28ZM142 239V240H141ZM164 239V240H165ZM0 240V241H1ZM9 241V244L10 245H12L11 246V249H10V247L9 246H5V245H3L4 243V241H5V243H6V241ZM14 240V241H13ZM31 240V241H30ZM125 241V242H124ZM153 241V242H152ZM26 242H28L27 244H26ZM73 242V243H72ZM150 242V243H149ZM171 242V241H170ZM14 243V244H13ZM158 244V245H157ZM162 245L163 247H161L160 245ZM206 244H208V245H206ZM102 245V246H101ZM156 245V246H155ZM169 245H171L170 243H169ZM236 240H235V238L234 237H231L229 240H227L222 246H223V248H224V253L222 254V255H217V257L215 258V257H213V259H212V261H211V259H210V261H211V263L212 264H238V260H237V258H236V260H234V257L236 256L235 254H233L234 253V251H235V248H236ZM29 246H31V247H29ZM4 247H6V248H4ZM8 247V248H7ZM28 247H29V249H28ZM235 247V248H234ZM68 248V249H67ZM5 249V250H4ZM162 249V250H161ZM234 249V250H233ZM26 250V251H25ZM28 250H30V251H28ZM164 250V251H163ZM1 251L3 252V254L1 253ZM10 253H9V252ZM103 251V252H102ZM6 252V253H5ZM69 252H71V253H69ZM157 252H158V254L159 255H161V256H159L158 254H157ZM11 253H13V254H11ZM163 253V254H162ZM166 253V252H165ZM207 255V256H206ZM235 255V256H234ZM70 256V257H69ZM72 256V257H71ZM107 259H106V258ZM165 257H166V254H165ZM200 257V258H199ZM70 258V259H69ZM72 258V259H71ZM203 258V259H202ZM105 259V260H104ZM202 259V260H201ZM216 259V260H215ZM190 260V261H189ZM198 260V261H197ZM205 260H208L207 262L208 263H206V261ZM213 260H215V261H213ZM115 261V262H114ZM204 261V262H203ZM70 262V263H69ZM185 262V261H184ZM191 262V263H190ZM197 262V263H196ZM199 262V263H198ZM166 263H167V261H166ZM210 263V264H211ZM162 264H164L163 262H162ZM168 264V263H167Z\"/></svg>",
  "mask_w": 264,
  "mask_h": 264
},
{
  "label": "flooded vegetation",
  "instance_id": "obj_3",
  "mask_svg": "<svg viewBox=\"0 0 264 264\" xmlns=\"http://www.w3.org/2000/svg\"><path fill=\"white\" fill-rule=\"evenodd\" d=\"M134 1H135V3L133 4L132 8H133V11H134V12L136 11V12H135V15H136V16H134V17H135V18L137 17V22L139 21L140 23H139V22H138V23H139V24H142V25H143L144 22H145V23H146V22L148 23L147 25L144 23V24H145V27L148 26V27L145 28L144 26H141V25L137 24V22H136L135 24L138 25V26H137V25H136V26H137V27H140L139 31L141 30V27L147 29V28H149V26H150V29H151V26H152V28H154L153 30H154L156 33H158V34H160V35H164V36H165V35H170V34H172V33H175V31L177 32L178 29L180 30V29L182 28L183 23H184L185 21H182V22H179V23H177V22L186 19V16L189 15L188 10H189L190 7H188V5H187V2L189 3V0H153V1H152V0H150V1L145 0V2L147 1V3H144V2L141 1V0H137V1L134 0ZM156 1H157V2H156ZM164 1H165V2H164ZM137 2H139V3H137ZM158 2H159V3H158ZM170 3H171V4H170ZM140 4H141V5H140ZM144 4H145V5L148 4V6H147L146 8H147L149 11H147V10L144 8ZM138 5H139L141 8H139ZM167 6H168V7H167ZM118 8H119L120 10H119ZM138 8H139L142 12H141ZM142 8H143V10H142ZM174 8H175V9H174ZM177 8H178V9H177ZM114 9H115V8H114ZM150 9H152V10H150ZM163 9H164V10H163ZM173 9H174V10H173ZM116 10H118L119 12L117 13L116 11H112L113 14H114V12H115L116 14H119V13L121 12V14L123 15V14H124V13H123V11H124V3L121 4V5H118V7L116 8ZM138 10H139V11H138ZM145 10H146V11H145ZM138 12H139V13H138ZM148 12H149L151 15H150ZM169 12H170V13H169ZM187 12H188V14H187ZM140 13H141V14H140ZM154 13H155V14H154ZM186 14H187V15H186ZM145 15L147 16V18H145V17H146ZM165 16H166V17H165ZM142 17H143V18H142ZM181 17H182V18H181ZM184 17H185V18H184ZM180 18H181V19H180ZM183 18H184V19H183ZM144 19H146V20L144 21ZM147 19H148V20H147ZM178 19H179V20H178ZM160 20H161V21H160ZM176 21H177V22H176ZM171 22H173V24H172ZM151 24H153V25H151ZM167 24H171V26H170V25H167ZM180 24H181V25H180ZM174 25H175V26H174ZM177 25H178V26L180 25V26H179L180 28H178ZM136 26H135V30H137V31H136V34H137V35H138V34L141 35L142 32L140 33V32L138 31V28H137ZM153 26H154V27H153ZM164 26H165L166 29L164 28ZM172 26H174L175 28L177 27L178 29H174V27H172ZM159 27H160V28H159ZM136 28H137V29H136ZM172 28H173V29H172ZM164 29H165V30H164ZM171 29L174 30V31H172ZM142 30H143V29H142ZM142 30H141V31H142ZM169 30L172 31V32H170ZM138 32H139V33H138ZM164 32H165V33H164ZM88 37H89V39L91 40V39H93V37H95V36H94L93 34L89 33V36H88ZM137 37H139V35H138ZM138 39L140 40V37H139ZM138 39H137V40H138ZM93 43H94V41H93L92 43L90 42L89 47L92 46V48H90V49H92V50H96V49L98 48V45H93ZM8 46H9V45H8ZM8 46H7V47L5 46L4 49L1 50L2 52L0 51V57H1V58H0V61H1L2 63H4V65H3L2 63H0V64L3 65V66H2V65L0 66V69H2V71L5 70V67H6V68L11 67V70H12V67L14 66V65L11 66V64H13L12 62H14V56H13V52H12V51H13V49H12V45H10L11 47H8ZM87 47H88V45H87V46H83L82 49H83V50L88 49V51H87V50H86V51H87V52H91V50L89 49V47H88V48H87ZM7 48H8V49H7ZM9 48H11V50H10ZM85 48H86V49H85ZM5 49H6V50H10L11 52H10V51L7 52ZM82 49H81V50H82ZM3 50H4V52H3ZM89 50H90V51H89ZM86 51H85V52H86ZM5 52L8 54V57H7V55L5 56V54H6ZM3 55H4L6 58H5ZM11 55H12V57H10ZM3 57H4V58H3ZM9 58L11 59V61H10ZM5 59H6V60H5ZM12 59H13V61H12ZM9 62H10L11 64H10ZM42 62H43V61H42ZM42 62H41V64H39V67H40V68L38 67L39 69H41V71L39 70L40 73H39V71H38V73H39L38 75H40L41 77H42V76H46V77H44V78H42V79H44V81H46V82H47V81L50 82L49 80H51V78H52V77H50V76H51L50 74L54 75V74L56 73L55 75L58 76V75H57V71L52 67L56 72L53 71V69L50 68L51 66H49L50 64L47 63V62H46V66H44L45 68L42 67V66L44 65L45 61H44V63H42ZM5 63H6V64H5ZM67 63H68V62H67ZM67 63H66V64H67ZM89 63L91 64V62H89ZM89 63L86 64V65H88V67H86L85 65L82 67L83 70H84V67H86L85 70H84L86 74L84 73V71H83L81 68H80V71H79L78 68H77L78 70H77V69L75 70V69H73V68H71V70H70L69 68H65V72H64V73H67V72H70V71H71L72 76L74 75L73 77H74V80H75V82H74V81H73V82H74V83H78L79 81H78V82L76 81V80L78 79V78L76 79V77H78V75H79L78 72H80V73L83 72V73H84V76L86 75V76H85L86 78H87V77L90 78V76L93 77L92 75H89V74H91V73L87 74V73H88L87 70H89V69H93V68H95L96 66L93 67L92 64L90 65ZM14 64H15V62H14ZM74 64H75V63H74ZM74 64H72V65H73L74 68H75L76 66H75ZM9 65H10V66H9ZM8 66H9V67H8ZM89 66H91V67H89ZM46 67H49L50 69H49V70H48V69L46 70ZM65 67H66V66H65ZM67 67H68V65H67ZM42 68H43V69H42ZM87 68H89V69H87ZM9 69H10V68H9ZM44 69H45V70H44ZM11 70H10V72H9V71H6V72H9V73L11 74ZM43 70H44V71H43ZM50 70H51L52 73L49 72L50 74H46V75H45V72L50 71ZM67 70H70V71H67ZM66 71H67V72H66ZM72 71H73V72H72ZM81 71H82V72H81ZM92 71H93V70H92ZM92 71L89 70V72H92ZM6 72H5V73H6ZM41 72H42L43 74H42ZM9 73H6V74L8 75ZM73 73H74V74H73ZM77 73H78V75H77ZM6 74H4V75L1 74V75H0V78L2 79V80L0 79L1 82L4 81V84H3V82H2V83L0 82L1 85H2L1 88H0V89H1V90H0V91H1V95H0V96H2V97H4V95H6V94H7V96L9 97V93H11L10 96H12V95L14 94V92L12 93V91H13V90H12V86H13V87L15 86V84H13V83H14V81H13L14 78H12L13 75L11 74V78H12V79H9L10 75H8V76H9V77H8ZM92 74L94 75V73H92ZM36 75H37V72H36ZM55 75H54V76H55ZM76 75H77V76H76ZM88 75H89V76H88ZM1 76H2V77H1ZM4 76H5V77L7 76L8 78H7V77L5 78ZM40 76H39V77H40ZM56 76H55V77H56ZM75 76H76V77H75ZM55 77H54V78H55ZM85 77H83V79H85L86 81L88 80L89 83L87 82V83L84 85V88H85V86H86L87 84L89 85L90 88L88 87V88H85V89H86L85 91L83 90L84 93H85L84 95H82V93H83L82 91H81L82 93L78 92V90H77V86H76L73 82L71 83V84H72L71 88L73 89L72 92L75 91V92L73 93V95L79 93V95L81 94V95L84 96V97L80 96V99H79V95H78V97L76 98V100H73V99H75V98H73V97H75V96H77V95L73 96V95H71L70 93L67 94V95H68V98H67V99H70V100H68V101H70V102H69L70 105H71L70 107H71V109H72V107H74V108H73V109H74V112H75L76 109H78V108H80V107H82V106H83L84 108H86L88 104H91V106H92V103H93V99H92V98H94V96L96 97V95H97V99L100 97V94L98 95V93H97V91L100 92V90H96L95 93H94V91L92 92L91 90H93V87H96V86H93V85L90 84L91 78H90V79H89V78L86 79ZM5 79H6V80L9 79V80H7V81H8V84H7V81H6ZM45 79H47V80H45ZM79 79H80L81 81L83 80V79H81V78H79ZM93 80H94V78L92 79V81H93ZM5 81H6V84H7L8 86L5 84ZM9 81H10V82H9ZM39 81H41V82H40L41 85L38 84ZM44 81H43V80H38V79H37V82H38V83H37L36 80H35L34 83L31 84L32 86H34V84H35L34 88L36 87V84H38V85H37L38 91H40V93L42 94V95H40L39 97H42L43 94H44V96L46 95V97L48 98V99H46V97H42V98H40V99L43 100V101H42V100L39 99V100L41 101L40 103H42L43 105L45 104L46 107L49 106V107H47V108L50 109L51 104H53V102H54L55 105H56V104H57V106H58V105H61V107H59V106L57 107V106H55V105L53 104L55 107L52 105L51 110H55L56 108H58L59 111H63V109H62V110H60V109L63 108V106H64V103H62V101L64 100V99H63L64 96L62 95V97L60 98L61 95H60V96L57 95V97H56V95H52V94H50V93H49L50 96H47V95H49V94H48L47 92L44 91V90H45V89H44L45 87H44V85H43V82H44ZM81 81H80V82H81ZM86 81H85V82H86ZM92 81H91V83H93ZM12 82H13V83H12ZM48 82H47V83H48ZM80 82L77 84V85H79L78 87H81ZM9 83H10V84L12 83L13 85L11 86ZM5 85H6V87H5ZM39 85H40L41 87H40ZM74 85H75V86H74ZM10 86H11V87H10ZM73 86H74V87H73ZM2 87H5V90L9 88V89L6 91V94H5V90H4ZM7 87H8V88H7ZM39 87H40V88H39ZM43 87H44V88H43ZM75 87H76V88H75ZM86 87H87V86H86ZM91 87H92V88H91ZM34 88H32V90H33ZM37 88H35L34 90H37ZM96 88H97V89H100L98 86H97ZM39 89H41V90H39ZM88 89H89V90H88ZM90 89H91V90H90ZM3 90H4V91H3ZM11 90H12V91H11ZM34 90H33V91H34ZM76 90H77V91H76ZM87 91H88V93H89V92H90V93H89V94H86ZM3 92H4V93H3ZM7 92H8V93H7ZM91 92L95 94V95L92 94L93 97H92V95H91ZM2 93H3L4 95H3ZM45 93H47V94H45ZM96 93H97V94H96ZM32 94H34V96H37L38 92H32ZM32 94H29V95H31V97H32V96H33ZM27 95H28V94H27ZM27 95H25V98H28ZM38 95H39V94H38ZM69 95H71V96H69ZM85 95L88 96V98H87ZM7 96H5V97H7ZM15 96H16V95H15ZM52 96H53V97H52ZM58 96H59V97H58ZM72 96H73V97H72ZM89 96H90V97H89ZM98 96H99V97H98ZM37 97H38V96H37ZM39 97H38V98H39ZM49 97H50L52 100H51ZM81 97H82V98H81ZM33 98H35V99L37 100L36 97H32V99H33ZM43 98H44V99H43ZM55 98L57 99V101H58V99L60 98L61 101L59 100V101L57 102ZM83 98H85V100H84ZM62 99H63V100H62ZM77 99H78V101L80 100L78 103H80L81 106L76 102ZM86 99H87V100H88V99H91V100L87 101ZM33 100H34V99H33ZM47 100H48V101H47ZM72 100L74 101V103L72 102ZM82 100L84 101V103L87 101V102H86V105H84V104L82 103V102H83ZM49 101H50V102H49ZM55 101H56L57 103H56ZM91 101H92V102H91ZM38 102H39V101H38ZM60 102H61V103H60ZM71 102H72V103H71ZM88 102H89V103H88ZM75 103H77L78 106H80V107H76L77 104H75ZM81 103H82V104H81ZM87 103H88V104H87ZM74 104H75V106H73ZM85 106H86V107H85ZM89 106H90V105H88V107H89ZM53 107H54V108H53ZM88 107H87V108H88ZM58 109H57V110H58ZM73 109H72V110H73ZM76 113H78V111H76L75 114H76ZM1 122H3V121L1 120ZM1 122H0V124H1ZM14 124H16V123L14 122ZM0 127H2V126L0 125ZM18 127H19V124H18V125L16 124V127L14 128V130L12 129V130H8L9 132H8V131H6V132L3 131V132H1L2 134L0 133V142L4 143V144L1 143L0 145H1L2 147H4L3 149H5V148L8 146L7 144H9V143H10V144H9L8 147H9L10 149H11V148H14V147L17 146L16 144H15L16 146H11V144L14 145L15 140H13L12 138L16 139V137H15L16 135H15V134H17V133H15L14 131H16V130L18 129ZM3 130H4V129H3ZM4 132H5V133H4ZM10 133H11V134H10ZM12 134H13V135H12ZM11 135L14 136V137H12ZM5 136H7L8 138H6ZM10 136H11V137H10ZM5 138H6V139H5ZM10 141H12V142H10ZM13 141H14V142H13ZM17 141H19V140H17ZM17 141H16V142H17ZM6 142H7V143H6ZM17 144H19V143H17ZM3 145H4V146H3ZM5 145H6V147H5ZM8 147L6 148V151L4 150V151H5V154H6V155H4V156H7V155H8L7 152H9V151L11 152V150H10ZM18 147H19V146H18ZM8 149H9V151H7ZM15 149H16V148H15ZM10 152H9V155H10ZM9 155H8V156H9ZM11 157H12V158H11ZM11 157H10V158H9V157H3V158H5V159H8V158H9V159H12V160L15 158V160H14L13 162L19 161V160H16V157H17L16 155H13V156H11ZM9 159H8V160H9ZM12 160H11V161L9 160V161L12 162ZM19 162H21V161H19ZM28 162H29V161H28ZM38 162H39V161H38ZM41 162L43 163V161H40V163H41ZM21 163H22V162H21ZM42 163H41L40 165H41V166H44L43 169H42V170H43L42 172H43L44 174H43V173H40V176H42L41 178H43V177H45V176L48 175V172H45V170H46V168H47L48 166H51V165H52V163H50V162H47V163L45 162L46 164H45V163L42 164ZM48 163H49L50 165H49ZM22 164H24V163H22ZM25 164H27V163H25ZM46 166H47V167H46ZM51 168H53V165L51 166ZM46 173H47V175H46ZM49 177H50V175H48V176L45 177V178H49Z\"/></svg>",
  "mask_w": 264,
  "mask_h": 264
},
{
  "label": "crops",
  "instance_id": "obj_4",
  "mask_svg": "<svg viewBox=\"0 0 264 264\" xmlns=\"http://www.w3.org/2000/svg\"><path fill=\"white\" fill-rule=\"evenodd\" d=\"M76 4H77V3L73 4V6H71V9L73 8V10H74V9H75L74 6H75ZM75 7L77 8V6H75ZM87 10H89V9H87ZM94 14H95L96 16H97V15L99 16V14H96L95 12L93 13V15H94ZM115 15H117V14H115ZM119 15H122V14H119ZM117 16H118V15H117ZM122 16H124V15H122ZM118 17H119V19H120V16H118ZM122 19L124 20V19H126V17L124 16V18L122 17ZM86 38H87V39H86V43H87V44H85V45L87 46L88 43L90 44V42H91V43L93 42V39L90 40L88 36H86ZM138 43H139V40H136L132 45L127 46V48H132L133 50L136 51V50L139 49V47H138ZM72 44H73V43H71V44L69 45V50L71 49V51H72V49H73V46L78 47V46H76V45H74V44H73V46H72ZM85 45H84V46H85ZM70 47H72V48H70ZM75 47H74V48H75ZM82 47H83V46H82ZM82 47H80V49H82ZM78 48H79V47H78ZM136 48H137V49H136ZM80 49H76V50H77L78 52H82ZM79 50H80V51H79ZM122 50L124 51V49H122ZM122 50H117V51H118V52H120V51L122 52ZM91 51L94 52V50H91ZM74 53H75V51H74ZM76 53H77V52H76ZM83 53H86V57H90V56H91V54H90L91 52L89 53L90 55L88 54V52H83ZM88 59H90V58H88ZM99 60H100V61H99ZM99 60H94V61L91 60V61H93V62H92V66H93V67L96 66V65H94L95 61H97V62H96L97 64H98V63H102V61L104 62V59H103V60L99 59ZM71 61H72V60H71ZM91 61H90V62H91ZM98 61H99V62H98ZM67 62H70V59H69ZM71 63H72V62H71ZM68 64H69L68 66L70 67V66H71L70 63H68ZM69 67H68V68H69ZM86 67H87V66H86ZM12 68H14V67H12ZM69 69H70V68H69ZM81 69H83V68H81ZM0 71L2 72V70H0ZM12 71H14V69H12ZM1 72H0V73H1ZM11 74L13 75L12 72H11ZM64 74L68 75V73H64ZM64 74H63V78H65V77H64ZM66 75H65V76H66ZM70 75H71V73H70ZM63 78H62V79H63ZM53 80H54V78H53ZM62 81H63V80H62ZM50 82H51V83L53 82L52 79L50 80ZM60 83H62V82H60ZM63 83H64V81H63ZM63 83H62V84H63ZM51 85H52V84H51ZM70 85L72 86V84L70 83V84H68L66 87H68V86H70ZM71 86L69 87V90H68V88H67L68 93H72V91H71V89H70ZM44 87H45V86H44ZM45 88H46V89H45V92H46V90H47V93H50V94H51V92H52V93L54 92L52 95H61V96L64 95V93H62V91L60 92L59 90H57V91H56V90H55V91L53 90V91L49 92V91H50L49 88H48V87H45ZM69 91H70V92H69ZM59 92H60L61 94H60ZM13 95H14V94H13ZM12 97H13V96H12ZM12 97H10V98H12ZM0 98H1L0 100L3 99L4 102H7V100L10 99L9 97L5 99V98H3L2 96H1ZM13 99H14V98H13ZM10 101H12V99H11ZM10 101H8V102H10ZM2 103H3V102H2ZM2 103H1V101H0V105H1ZM44 109H45V108H43V110H44ZM41 110H42V108H41L40 110L38 109V111H40V112H41ZM45 110H47V112L50 113V109H45ZM35 111L37 112L36 109H35ZM56 111H58V110H56ZM47 112L44 111V112H42V113H47ZM52 112H53V115L56 114V113H54L55 110H54V111L51 110V113H52ZM59 113H60V111H59ZM57 114H58V113H57ZM5 123H6V124H5ZM13 123H14V122H13ZM10 124H11V126H10ZM3 125H4L5 128L3 127ZM6 125L8 126V128L6 127ZM1 126H2V128L4 129V131L6 132V131H8V130H12V129H14V127H15L16 125H15V124L12 125V121L9 122V123L3 121V124H2ZM18 128L20 129V127H18ZM19 129H17L18 131L16 130V133H17V134L20 132ZM20 133H21V132H20ZM17 134H16V137L18 138ZM17 138H16V140H18L20 137H19L18 139H17ZM40 147H41V146H40ZM40 147L36 148V150H37V149L42 150V147H41V148H40ZM3 148H4V147H1V149H0V170L3 169L2 171H3L4 173H3V172H0V179H3V180H4L5 178H7L6 181H8V180L11 181V178H9L8 176H6V173L13 174V175L15 174V176L17 175V176L19 177V173H20V171H19V167H20L21 172H24L25 169H26L25 166H27L28 168H29V166H31V167L29 168L30 170L27 168V169L29 170L28 173H27V171H26L24 174L21 173L22 175H20V176H22V177H19L18 182L14 181L16 184H15V183H14V184L12 183V185H14V186H12V187H13V188L15 187V188H14L15 191H13L12 198H13V199H14V198H15V199L18 198L17 200H19V196L22 197V196L25 194L24 197L26 196L27 198H26V197H25V198H26L27 200H30V201H28V202H31V201H32V202L34 203V206H35V205L40 206V207H39V208H40V210H39V211H40V214L50 213V212L48 211L49 209H48L47 206H49V205L52 204L51 201H49V200H48V201H47V200H43L42 198L47 197V194H48V197H49V194H51L50 196H52L53 194H55V191L57 190L58 184H60V182H61L60 180H62V177H63V176H62V177H59L60 174H61L62 172L59 171V170H58V171L55 170V171H57V172H54V169H53V168L50 170V167H51V166H48V167L46 168V170L48 171L49 175L51 174V176H52V174H54V175H56V173L59 174L58 178H57V176H56V177H55V176H52V178H53L54 180H53L52 178H50L51 176L49 177V179L53 182V184H51L52 182H50V180H49L48 178H46V179L43 178V179H42V178L39 177L40 173H43V172H42V169H43L44 166H41L40 163H39L38 161H36L34 158L32 159L36 164L38 163V164H37L38 167L36 166L35 163H33L32 160H30V162H29V166H28L27 164H25V166H24V164H22V163H20V162H18V161H16L17 163H16V162H12V163H11L8 159H5V158L2 159L3 157H5V156H4V155H5V154H4L5 152H4V149H3ZM10 150H11V149H10ZM31 150H33V149L31 148ZM39 150H37V151H39ZM43 150H44V149H43ZM3 152H4V153H3ZM17 154L19 155L20 153H18V151H17ZM13 155H16V150L12 148L11 153H10V156H13ZM9 158H10V157H9ZM14 163H15L16 165H15ZM31 163H32V164H31ZM13 164H14V166H17V167H14ZM30 164H31V165H30ZM39 165H40V166H39ZM18 166H19V167H18ZM21 166H23V167L25 168V169L23 168L24 171L21 169V168H22ZM35 166H36V167H35ZM32 167H33V168H32ZM39 167H40V168H39ZM15 168H16L17 170H15ZM35 168H36V169H35ZM37 168H38L39 170H38ZM40 170H41V171H40ZM46 170H45V172H47ZM52 170H53V171H52ZM17 171H18V172H17ZM31 171H32V172H31ZM34 171H35V172H34ZM16 172H17V173H16ZM52 172H53V173H52ZM30 173H31L32 175H31ZM36 173H37V174H36ZM61 175H62V174H61ZM26 176H27V177H26ZM37 176H38V177H37ZM20 178H21V181H20ZM28 178H29V179H28ZM30 178H31V179H30ZM55 178H57V179H55ZM60 178H61V179H60ZM39 179H40V180H39ZM59 179H60V180H59ZM38 180H39V181H38ZM42 180H43V181H42ZM45 180H46L47 182H46ZM55 180H56V182H55ZM57 180H59V183H57V182H58ZM1 181H2V180H1ZM26 181H27V183H26ZM37 181H38L39 183H38ZM19 182H21V183H19ZM36 182H37V183H36ZM41 182H42V183L45 182L46 184H43V185H45V186L42 187V183H41ZM18 183L20 184V186H19ZM35 183H36V184H35ZM54 183H55V185H54ZM27 184H28V185H27ZM15 185H16V186H15ZM51 185H53L54 188H53V186H51ZM56 185H57V187H56ZM0 186H1V185H0ZM40 186H41V187H40ZM17 187H18L19 189H17ZM27 187H28V188H27ZM52 188H53L55 191H53ZM14 189H12V190H14ZM34 189H35V191H34ZM18 190H20V191H18ZM46 190H47V191L49 190V191H51L52 193H51V192H50V193H49V192L47 193ZM44 191H45V193H47V194H45ZM17 192H18V193H17ZM53 192H54V193H53ZM23 193H24V194H23ZM26 194H27V195H26ZM41 194H42L44 197H43ZM44 194H45V195H44ZM13 195H14V196H13ZM16 196H17V197H16ZM30 196H31V198H29ZM37 196H38V197H42V198H40V199L43 200V201H41V200H36V199H39ZM54 196H55V195H54ZM33 197H34V198H33ZM36 197H37V198H36ZM35 198H36V199H35ZM14 201H15V200H14ZM40 201H41L42 203H41ZM44 201L48 203L46 207L44 206V205H46V203H45ZM10 202H11V203H10ZM10 202H9V201H6V204H7V203H8V204L10 203L11 206H13L14 208H16L17 213H18L19 216L21 217V210H20V207H18V206L21 205V204L18 202L19 205L17 206V205H16L17 202H14V203H12V201H10ZM39 202H40V203H39ZM4 203H5V202H4ZM18 203H17V204H18ZM10 204H9V205H10ZM13 204H14L15 206H14ZM28 204H29V203H28ZM42 206H43L44 208H43ZM49 207H50V206H49ZM41 208H42V209H41ZM31 210H32V211H31ZM31 210H29V211L27 210V211H28V212H27L28 216H31V217H30L31 219H35V220L37 221V219L40 217V216H39L40 214H39V213L37 214V211H36L35 209H32V208H31ZM33 210H35L36 212L34 213ZM30 211H31V212H30ZM41 211H42L43 213H42ZM32 212H33V213H32ZM33 215H35V216H33ZM36 215H37V217H38V216H39V217L36 218ZM5 222H6V221L2 222V223H1V226H2V228H3L4 231L8 232V233L11 235V237L13 236L12 238H13L14 240H15V239H20L21 237H23V236L25 235L26 232L24 231V233H23V231H22L23 229H25V228H23V227L28 226V224H27V222H26L25 219H24V221L21 222V223H20V221L18 222V221H15V220L7 221L6 223H5ZM13 222H14L15 224H14ZM16 222H18L19 224H17ZM17 225H18V226H17ZM33 229L36 230V229H37L36 226H35L34 228H33V227L30 228V230H32V231H33ZM20 230H21V231H20Z\"/></svg>",
  "mask_w": 264,
  "mask_h": 264
}]
</instances>
